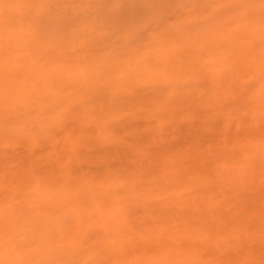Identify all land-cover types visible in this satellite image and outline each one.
Masks as SVG:
<instances>
[{
  "label": "bare ground",
  "instance_id": "1",
  "mask_svg": "<svg viewBox=\"0 0 264 264\" xmlns=\"http://www.w3.org/2000/svg\"><path fill=\"white\" fill-rule=\"evenodd\" d=\"M12 1H14V0H12ZM25 1H29V0H25ZM33 1V0H32ZM49 1V0H48ZM61 1V0H60ZM71 1V0H70ZM88 1V0H87ZM86 1V2H87ZM91 1V0H90ZM90 1H88V3H90L88 6H90V7H93V6H95V9L97 8V9H99L101 12L102 11H104L105 13H106V17L104 16V14L105 13H101V12H99V11H97V13H95V14H98V12L100 13V16L99 15H97V18H98V16H99V18L95 21V23L93 22V27H91L90 25H88V26H90L91 28H92V30H90L89 29V31H93L94 33L93 34H96V32H95V29L97 30L98 29V26L97 25H99V27L100 26H103V27H105V22H103V19H107L108 21H109V23L112 25V24H117L116 26H114V30L116 31V32H114V31H112L111 29H108L109 27L111 28V27H113V26H111V25H109V27H108V25H106V27L103 29H101V30H103V33L100 31V29H98L99 30V32L98 33H100L101 35H103L104 33H105V31H109V32H107V34L109 35V33L112 35V37L115 35V37H117L118 38V33L120 34V36H123L124 34H121V33H123V28H124V26H123V28L121 27L122 25H120V20H121V22L122 21H124L125 19H127L128 21L130 20V19H134L135 20V18L140 22L141 21V19L139 20V18H141V17H143L144 16V14L146 15V17H148V19L150 20V16H154L153 14H152V12L154 13V8H155V5H156V3L158 4V2H160V0H144V1H141V3H140V5L137 3V4H135L134 6H130V3H131V1L132 0H130V2L128 1V0H122V2L119 4V5H117L116 3V5H114V6H109V8H107L108 6L107 5H109L108 3H107V5L105 6V7H103L100 3L102 2V1H104V0H95L96 1V3H94L95 5H92L93 3H91ZM99 3H98V2ZM156 3H155V2ZM161 1H163V0H161ZM167 1V0H166ZM165 0H164V2H166ZM170 0H168V2H169ZM174 1V0H173ZM176 1H178V0H176ZM188 1H190V0H188ZM188 1H187V3H188ZM196 1V0H195ZM200 1V0H199ZM209 1V0H208ZM217 1V0H216ZM216 1H214V0H212L211 2L209 1V3H212V2H216ZM224 1V0H223ZM227 1V0H226ZM226 1H224V3L226 2ZM233 1H237L238 3H239V0H230V1H227L226 3L227 4H229V3H231V2H233ZM249 1V2H248ZM248 1H245V4H246V2H248V3H250V5L248 6V8H247V10L248 11H246V9H245V11L246 12H249V11H251L252 9L253 10H256V12L258 11L260 14H262L261 13V11H263V10H261L260 8L263 6L264 7V5L263 4H259V2L260 1H255V0H252L254 3H251L252 1L251 0H248ZM10 2V1H9ZM19 2H20V0H18V4H19ZM30 2V1H29ZM28 2V3H29ZM34 2V1H33ZM37 2V1H36ZM40 2V1H39ZM38 2V3H39ZM54 2V1H53ZM85 2V1H84ZM83 2V3H84ZM85 2V3H86ZM108 2V1H107ZM133 2V1H132ZM143 2H146V3H143ZM152 2H154L153 4H152ZM180 2V1H179ZM182 2V1H181ZM180 2V3H181ZM185 2V1H184ZM193 2H194V0H193ZM197 2H198V0H197ZM207 2V1H206ZM222 2V1H221ZM236 2V3H237ZM262 2H263V0H262ZM32 3V2H31ZM30 3V4H31ZM46 3H47V1H46ZM58 3V2H57ZM60 3V2H59ZM69 3H71V2H69ZM74 3V2H73ZM80 3H82L81 1H80ZM163 3V2H162ZM161 3V4H162ZM170 3V2H169ZM183 3V2H182ZM191 3V2H190ZM200 3V2H199ZM199 3H196V4H198V6L197 7H199ZM217 3V5H218V3H220L219 2V0L216 2ZM215 3V4H216ZM224 3H220V4H223L224 5ZM226 3H225V5H226ZM8 4H10V3H8ZM23 4H25V3H23ZM22 4V5H23ZM30 4L28 5V4H26V5H24V6H30ZM41 4V3H40ZM64 4V3H63ZM99 4H100V7H99ZM144 4V5H143ZM152 4V5H151ZM155 4V5H154ZM161 4H160V6H161ZM164 5H162V7H165L168 3L166 2V5H165V3H163ZM193 4V3H192ZM195 4V3H194ZM215 4H213L212 3V5H214L215 6ZM13 4H11V5H8V6H12ZM15 5V4H14ZM22 5H20L19 4V6H22ZM34 5V4H33ZM59 5V4H58ZM68 5V4H67ZM81 5V4H80ZM83 5H85V4H83ZM82 5V7H84L85 8V6H83ZM159 5V4H158ZM157 5V6H158ZM172 5V4H171ZM209 5L212 7V9L214 8L215 9V7L217 6H212L211 4H208L207 3V7H209ZM6 6V5H5ZM19 6H17V7H19ZM72 6H74V5H72ZM71 6V7H72ZM76 6V5H75ZM102 6V7H101ZM135 6H138V10H140V8L142 7V6H144V7H142L141 8V10H143V11H141L140 10V12L136 9H134L135 11H136V13L137 14H140V13H142V15L140 14V15H138L139 17L137 18L136 17V15H134V12L135 11H133V8L135 7ZM141 6V7H140ZM152 6H153V8H152ZM170 6V5H169ZM174 6V5H173ZM176 6V5H175ZM186 6V5H185ZM187 6H189L188 4H187ZM240 7H242L241 9L243 10V6H244V4L241 6V5H239ZM260 6V7H259ZM16 7V6H15ZM23 7V6H22ZM22 7H19V8H16V9H18V10H20V8H22ZM33 7V6H32ZM42 7H44V6H42ZM46 7V6H45ZM58 7H60V6H58ZM66 7V6H65ZM70 7V8H71ZM115 9H114V8ZM167 8H169L168 6H166ZM191 7V6H190ZM193 7H194V5H193ZM197 7H195V8H197ZM245 8L247 7V6H244ZM9 8V7H8ZM7 7L5 8V9H2L3 10V12L1 13V9H0V17L1 18H3L2 20H6L4 17H2V14H4V15H6L5 13H6V11H7V13H8V17H10V15H12V14H14L13 16H11V17H13V18H15V15H17V14H19V13H17V12H20V11H14L13 9H15V8H13L12 9V7H10V9L11 10H7L8 9ZM34 8V7H33ZM38 8V7H37ZM62 8V7H61ZM79 8V7H78ZM102 8H104V9H102ZM105 8H107V9H105ZM110 8H112L111 9V11H110ZM132 8V9H131ZM158 8H159V6H158ZM157 8V9H158ZM161 8V7H160ZM176 8V7H175ZM192 8V7H191ZM195 8H193L194 9V11L196 10L197 12H198V10L199 9H195ZM202 8V7H201ZM200 8V9H201ZM249 8L251 9V10H249ZM28 9V8H27ZM29 9H30V7H29ZM50 9H53V8H50ZM73 9H74V7H73ZM79 9H81V8H79ZM87 9V8H86ZM89 9V8H88ZM102 9V10H101ZM153 9V10H152ZM156 9V8H155ZM166 8H164V10H165ZM170 9V8H169ZM168 9V11L170 12L171 10H169ZM174 9V8H173ZM181 9V8H180ZM179 9V10H180ZM185 8H182V10H184ZM208 9H210V7L208 8ZM212 9H210V11H212ZM217 10H218V7L216 8ZM240 9V8H239ZM240 9V12H242L243 13V11ZM46 10H48V8L46 9ZM46 10L45 11H43V12H45V13H43V15H46ZM55 10H57V9H55ZM55 10H53V11H55ZM66 10V9H65ZM69 10V9H68ZM90 10H91V8H90ZM94 10V9H93ZM133 11L132 13H131V11ZM144 10H146V11H144ZM151 10V11H150ZM188 10H189V8H188ZM203 10V11H202ZM202 13H205V12H207L205 9H203L202 8ZM205 10V11H204ZM11 11V12H10ZM24 11V10H23ZM38 11V10H37ZM51 11V10H50ZM50 11H47L48 13L50 12ZM57 11H59V9L57 10ZM57 11H55V13L57 12ZM64 11V10H63ZM71 11V10H70ZM92 11V10H91ZM108 11H110V12H108ZM128 11H130V12H128ZM158 11V10H157ZM168 11H165V12H168ZM195 11V13H197ZM238 9H237V11H235L236 13H238ZM14 12V13H13ZM21 12H22V10H21ZM39 12H41V11H39ZM74 12V11H73ZM82 12V11H81ZM86 12V11H85ZM87 12H90L89 10H87ZM112 12V13H111ZM144 12V13H143ZM165 12H162V14H164L165 15ZM168 12V13H169ZM173 12H174V10H173ZM187 12V11H186ZM189 12H190V10H189ZM192 12H193V10H192ZM192 12L188 15V14H186L185 12H182L183 14L185 13L187 16H186V18L188 17L189 19L191 18V20L193 19L192 17H193V15L195 14H193V15H191L192 14ZM200 12V11H199ZM214 12V10L212 11V13ZM252 12H254V11H251V13ZM256 12H254L255 13V15H256ZM10 13H12V14H10ZM25 13V14H24ZM51 13V12H50ZM55 13L53 12L51 15H52V18H53V16H55ZM58 13V12H57ZM72 13V12H71ZM113 13L115 14V15H113ZM130 14V16L132 15V17H130L129 16V14ZM172 13V12H171ZM181 13V14H182ZM188 13V12H187ZM200 14L201 16L203 15V14ZM211 13V12H210ZM210 13H208L207 12V14L206 15H203V19H205L206 20V22L208 21V22H210V23H206L207 24V26H209V24H211V19H213V17H214V15H212V14H210ZM215 13V12H214ZM236 13H234L235 15H236ZM250 13V14H251ZM254 13H253V15H254ZM259 13H257V14H259ZM264 13V12H263ZM59 14V13H58ZM83 14V13H82ZM94 14V13H93ZM91 15L92 17L94 16V15ZM111 14V15H110ZM117 14V15H116ZM126 14H127V16H126ZM157 14V13H156ZM159 14V13H158ZM161 14V15H162ZM199 14H197L194 18L196 19V18H202V17H198V16H200ZM217 14H218V12H217ZM216 14V15H217ZM234 14H232V19H228V21L230 20H233L235 17V19H238V22L240 23H245V21L247 20L250 24H251V27L250 28H248L247 29V27H244V28H242L241 26L243 25V24H239L240 25V27H241V29H243V31H245V33H246V31H249V32H247L246 34V37L247 38H244L243 37V39H242V34L240 33L241 31L239 30L238 31V29H239V26H238V28H236L235 29V27L233 28V30H232V28H230L227 32H225L223 35H225L223 38H224V41H223V39H219L220 41L219 42H217L216 43V46L218 47V49H220L221 51V53L220 52H218L217 51V48H213V47H215V46H213V44H212V50H214L213 51V56H211L210 55V51H212V50H210V49H208V48H204L205 47V45L203 46V44L201 43V44H196V46H201L202 45V48L201 47H199V48H197L194 44H195V42H193L192 43V41H194L195 39L194 38H196V40H198V34H199V36L201 35V36H203V35H205V36H203V38H205L204 40H203V38H201V41H203V43L204 42H206V41H208L207 43H211L212 41H218V37H221V35L218 33V32H212V36L214 37L215 35H213V33L215 34V33H218L214 38L211 36V35H209V37L206 35L207 33H205V31H204V34H203V32L202 31H200V33H198L197 34V32L196 31H198V27H199V25H201L202 26V23H204L205 22V20H203V19H197L196 21H198V27H197V29L192 33V29L190 28V26H188V25H185V21H183V19L181 20L180 18H181V16H179L180 14H176V15H178V17H176L175 16V18L176 19H178L179 17V19L178 20H180L182 23H184V27L182 28V23H181V27H180V29H179V22H176L175 20V18H174V16H172L174 19V22L176 23V24H178V25H176V26H178V28H176V26L174 27L175 29H178V31L180 30H184V28H185V26H186V30L188 31V29H187V26H188V28L189 29H191V30H189V32L191 31V33H188L187 31H185V33L183 32L182 33V31H181V34H179V37L178 38H180V40L183 42L184 40H186V38H187V40H186V43L188 42V40H189V45H187V46H189V47H193V45H194V49H196L197 50V52H201L202 50L204 51V50H210L209 51V56L207 55L205 58H208V61L209 62H211L212 63V61L214 62V63H216L215 61H217L218 59L221 61H224V62H226L225 63V66H224V62H222V64L221 65H223V67H224V69L222 68V70L226 73H228V75L229 76H227V78H224V76H222L221 75V81H222V83H220V79L218 80V79H215V78H212L213 76L212 75H208L207 73V70H206V68H207V66L209 65L208 63H207V59H202L203 57H202V55L201 54H199L200 56L199 57H202V58H200L201 60H200V62H201V64H202V62H203V64H202V69H205V71H206V74L209 76V78L211 79L212 78V81H213V79L214 80H216L218 83H220V87H218L217 88V82H216V84H215V82H213L214 83V85L211 83V85H213L212 87H211V85H210V88L207 86L208 85V83H209V78H208V81H207V79H205V78H207L208 76H206V74L204 75V73H205V71H203V73L199 70V68H198V66H196V68L192 65V61L194 60V58H191V59H193L192 61H191V63H190V61H187L188 59V55H186V54H188V53H190L189 55H190V57H194V54H192V51L191 50H193V52L195 51L196 52V50H194V49H191V48H186L185 49V54H184V56L185 57H187L186 59H185V57L184 58H182V59H184L183 61H185L184 63L181 61V57H180V47L178 48V46H176L174 43H176L174 40H173V38H174V36L172 37V40H173V43H172V48H171V43L170 42H167V41H169V40H171V38H169V35H173V34H171V32H170V34L168 35V34H166V35H168L167 37H165V38H167V39H169V40H165L164 41V43H166L167 42V44H165L164 45V43H163V40L161 41V37L160 36H158L159 38H156L155 36L156 35H158V33L155 35V33L153 34V35H155V36H153L152 34V36L153 37H155V38H153L154 39V42H155V39H157L158 40V42H155V44H158L157 46L159 47L161 44H162V46H160V48L161 47H164L165 49L163 50V49H159L158 48V50L156 51V49H157V46H155L154 45V47H156L155 48V51L153 52L152 50V52L154 53V54H157V52L160 50V51H162V52H160L159 51V55L161 54V53H165V56L163 55V54H161V56H159V57H157V59H155V60H157L158 61V64H159V62L160 63H163L164 61H166L167 60V66H166V64H164L167 68V70L170 68L171 69V71H169V73L171 72L172 74L170 75L168 72V74L169 75H166L165 76V72L164 73H161V74H164V77H165V79L167 78V76H169V77H172V76H174L173 74H175V76L176 75H178V72H175V71H180L179 72V74L181 75V77H182V75H183V77H185V83H184V81L181 79H179L180 78V75H178V77H176V78H178V80H176L175 81V83L176 82H183L182 84H191V82H192V84H193V86L192 85H186L185 87H183V86H181V85H179V86H181V88L184 90L185 88L187 89V90H184L185 91V94L186 95H188V97L187 98H189V101H188V103H186V101H185V99L183 100V98L185 97V96H183V98L181 97L182 96V94L178 97V95H179V91L180 92H182V93H184V91L178 86V91H174V92H168L167 91V89H169V87H170V83H168L167 85L165 84V80H163L162 79V81L161 82H164L163 84L161 83V87H162V85H166V86H168L167 87V89H166V91L164 90L166 87H163L162 89H161V87L160 86H158L157 87V90L156 89H154V88H156V83H158V79H156V80H154V78H155V76L153 77V79H150V81H152V80H154V81H156V83L154 82V83H152V82H149L150 84H154V86L152 85L151 86V88L152 89H154V90H156V91H158V93L160 94L159 96H161L162 95V93H160V92H162L163 90V93L164 92H166L165 94H166V97L164 98V100H160L159 99V101H157L156 99H155V103H154V109H155V112H156V114L154 113L153 115H152V113H153V109L152 110H147L146 108H144V111H142L141 110V112L139 113L140 115H134V114H132L131 112V115H132V117H130V119H126V118H122L123 120L121 121L119 118H120V116L122 115H120L119 116V118H118V116L117 115H119L118 113H119V111H117V109H115L118 113H117V118L121 121L120 123H118V124H113V125H116V127L115 128H117V129H115L114 131H111L112 133H111V135H110V137H109V139L107 140V143L105 142V141H103V143H102V141H101V143H98L97 145H93V147H91L92 149L91 150H89V149H87V146H84V145H86V144H84L83 145V142L80 144V140H79V142L76 140V138L73 140L74 142H75V140H76V142H78L80 145L78 146L77 144H76V142L74 143V142H72V140H71V138H69V137H67V136H69L70 134H72V133H74L75 131H76V133L78 132L79 133V131H77V130H82V126H84L83 128H85V130L86 131H88V132H90V133H92V130L90 129V128H88V122L86 121V120H84V119H82V118H80L81 116H83V115H79V114H77V113H74L73 111H68V112H65L63 115L65 116V114L66 113H68V114H66L67 116H65V118H66V120H64V121H62L64 124H60V123H56V124H54V125H52L51 124V126H49V128H52V130L54 131L55 129V131H56V133H58L57 131H61V132H64L63 131V129L64 130H69V133L68 132H66L67 133V135H66V137L64 136V134H62V133H58V134H61V136H60V138L62 139V140H60V138L57 136V135H55L54 134V137L51 139L52 141V143L54 142V141H56V142H54L56 145L54 146V143L52 144V143H50V142H48V143H50L49 144V146L48 147H45V148H47V151L48 152H51L52 153V150H53V153L51 154V155H53V156H55V157H57V158H55V159H53V158H51V157H48V152L45 150V148H42V151L43 152H45V153H42V152H38V151H40L41 150V148H40V150H39V148H37L36 146L37 145H35V141H33L34 142V144H33V142L30 144L29 142L30 141H28V145L26 144V142H24V144L25 145H27L25 148L24 147H17L15 144H18L16 141H11V139L13 138L14 139V137H12V138H9L10 140H8V138H7V140H5V141H3L4 139L2 138V140H1V138H0V140L1 141H3V142H6V145L2 142V143H0L1 145L2 144H4L3 146H5V147H3V149H1L0 150V224L3 226L4 225V227H2V228H0V229H2V230H0V233H2V236H4V238H9L10 237V235L9 234H11V235H13L14 234V238H16V240L14 239V242L17 244V246H22V247H26V249L29 247V249H31L29 252H20V253H18L17 252V250H12V247H11V243L9 242V241H7L6 239L4 240V238H2V236L0 235V264H17V263H15V261H17V259H19L18 260V262H21L22 261V263H20V264H32V263H34L35 262V259L36 260H38L39 261V257L38 258H36V256H34L36 253L38 254H41L42 256L44 255V259H47V256H48V259H50L49 261L51 262V260H54L55 258H53L52 256H57V255H63V254H66V252H67V254H68V256L71 258V256H72V258L71 259H73V258H76L77 257V259H79L78 258V255L79 256H83V262H82V264H92V262H94V263H96V264H264V162L263 161H261V162H259V160L261 159H258V161L257 160H255V158H257V157H255V156H261L260 154H261V151H262V153L264 152L263 150V147H264V27H261V25L260 24H262V26H264V20H263V18H262V16L263 15H261V17H259V20H260V18L262 19L261 20V22L259 21V24H257V21H256V23L254 24V19L255 18H257L259 15H256V17H255V15H254V19L253 20H251V22L253 21V23H251L248 19H242V17L244 16L245 18L247 17V16H245L246 14H244V15H242V14H240L241 15V18H239L238 17V14L235 16ZM35 15V14H34ZM61 15V14H60ZM71 15V14H70ZM70 15H68V18L67 19H69V16ZM103 15V16H102ZM109 15V16H108ZM120 15H122V16H120ZM150 15V16H149ZM160 15V16H161ZM164 15H162V16H164ZM170 15H173V14H170ZM190 15L192 16V17H190ZM210 16V18H207L206 19V17L204 18V16ZM215 15V16H216ZM239 15V16H240ZM18 16V19H20L21 21H18V22H22V21H24V18H25V16H27V13L24 11V12H22V14L21 15H17ZM58 16V15H57ZM64 16H65V14H64ZM63 16V17H64ZM78 16V15H77ZM86 16H88V14H86ZM85 16V17H86ZM96 16V15H95ZM166 17L168 16L167 14L165 15ZM185 16V15H184ZM212 16V17H211ZM19 17H23V18H19ZM30 17V16H29ZM47 17V16H46ZM60 17V16H59ZM71 17V16H70ZM73 17V16H72ZM82 17V16H81ZM84 17V18H85ZM90 17V16H89ZM101 17V18H100ZM125 17H127V18H125ZM150 17V18H149ZM169 17H171V16H169ZM171 17V18H172ZM231 18V16L230 15H228V18ZM238 17V18H237ZM264 17V16H263ZM32 18V17H31ZM34 18V17H33ZM41 18H43V17H41ZM62 18V17H61ZM87 18V17H86ZM86 18H85V20H86ZM94 18V17H93ZM123 18H124V20H123ZM130 18V19H129ZM145 18V16L143 17V19ZM154 18V17H153ZM165 18V17H164ZM184 18V17H183ZM187 18V21L189 20ZM215 18V17H214ZM248 18H249V16H248ZM17 19V20H18ZM30 19V18H29ZM37 19V18H36ZM39 19V18H38ZM37 19V20H38ZM66 19V18H65ZM96 19V18H95ZM102 19V20H101ZM105 19V20H106ZM146 19V18H145ZM144 19V20H145ZM147 19V22L148 23H150L152 20H148ZM156 19V18H155ZM159 19H161V17L159 18ZM209 19V20H208ZM227 19V18H226ZM234 19V20H235ZM239 19L241 20H243V22L242 21H239ZM28 20V19H27ZM34 20V19H33ZM32 20V21H33ZM48 20V19H47ZM64 20V19H63ZM154 20V19H153ZM166 20V19H165ZM171 20V19H170ZM190 20V22H188V23H186V24H190V23H192V21ZM201 20H202V23H201ZM7 21H12V20H9V18H7ZM30 21V20H29ZM36 21V20H35ZM42 21H44V20H42ZM51 21H53V20H51ZM57 21V20H56ZM78 21V20H77ZM91 21V23L90 24H92V20H90ZM94 21V20H93ZM98 21H102L101 23H103V24H101V23H99L98 24ZM119 21V22H118ZM156 21H157V19H156ZM156 21L154 22V23H156ZM168 21H169V18H168ZM0 22H2V23H4L3 21H1L0 20ZM46 22V21H45ZM50 22V21H49ZM62 22V21H61ZM73 22V21H72ZM84 22V21H83ZM131 22H134V21H131ZM131 22H129V24L131 23ZM135 22H137V21H135ZM135 22H134V25H136L135 24ZM138 22V23H139ZM162 22V20L160 21V23ZM172 21H170V23L169 24H171V26L169 27L167 24V26L169 27V29L172 27V23H171ZM193 22H194V20H193ZM236 22H237V20H236ZM16 23V22H15ZM22 23H26V22H22ZM22 23H20V24H22ZM30 23H31V21H30ZM38 23V22H37ZM47 23V22H46ZM51 23V22H50ZM49 23V24H50ZM68 23H69V21H68ZM77 23V22H76ZM80 23H82L81 21H80ZM119 23V24H118ZM142 23H144V22H141V24ZM146 23V22H145ZM159 23V24H160ZM197 23V22H196ZM195 23V24H196ZM247 23V22H246ZM5 24H7L6 22H5ZM29 24V23H28ZM34 24H36V22L34 23ZM42 24V23H41ZM43 24H44V22H43ZM42 24V25H43ZM48 24V25H49ZM53 25H54V23H52ZM51 24V25H52ZM57 24V23H56ZM64 24V23H63ZM69 24H71V23H69ZM83 24V23H82ZM87 24V23H86ZM85 24V25H86ZM147 24V23H146ZM157 24V23H156ZM156 24H154V25H156ZM162 24V26H163V24L164 23H161ZM192 24H194V23H192ZM238 24V23H237ZM250 24H248V26L250 25ZM2 25H4V24H2ZM15 24H13L12 26H14ZM17 25V24H16ZM19 25V24H18ZM58 25V24H57ZM66 25H68V24H66ZM74 25V24H73ZM76 25V24H75ZM118 25H120V26H118ZM140 25V24H139ZM173 25H175V24H173ZM254 25V26H253ZM30 26V25H29ZM132 26V25H131ZM141 26V25H140ZM143 26V25H142ZM152 26V25H151ZM159 26V25H158ZM207 26H205L204 25V28H203V30H205L206 29V27ZM236 26V27H237ZM257 26V27H256ZM258 26H259V28H258ZM2 27V26H1ZM5 27V28H4ZM9 27H11V26H9ZM9 27H7V26H3L2 28H0V30L1 31H3V30H7V31H4V32H6L7 33V36L5 35V37L3 36V35H1L0 34V36H3V37H0L2 40L3 39H5L6 37H7V41L5 40L4 41V43H6V44H4V43H0L1 45H3V46H1L0 47V49H6L7 47V49H11L12 47H13V45H15L16 43H19L20 42V45L22 44V40L24 39L25 40V46H27V38L28 37H25L26 36V34H28V35H30L31 33H33L31 30H30V28H29V31H31V33L29 34V31L27 30L28 28L27 27H25V28H22L21 30H22V32L20 31V29L18 28V30L20 31V32H18L16 35H12V32L11 31H8V30H10L11 28H9ZM32 27V26H31ZM33 27H36V26H33ZM84 27V26H83ZM83 27H81V28H83ZM86 27V26H85ZM89 27V28H90ZM95 27V28H94ZM120 27H121V29H122V31H121V29H120ZM146 27H147V25H146ZM153 27V26H152ZM152 27L150 28V29H152ZM172 27V28H173ZM191 27H193V26H191ZM27 28V29H26ZM44 28V27H43ZM74 28V27H73ZM119 29L118 30V33H117V29ZM127 29H128V27H126ZM140 28H142V27H140ZM156 28V27H155ZM162 28L164 29V27H161V30H160V28H159V31H162V32H159V35H163V36H165L163 33H165L167 30H168V28H165L164 30H166V31H164V30H162ZM174 28H173V30H174ZM193 28H195V27H193ZM251 28H253V29H251ZM12 29H17V28H12ZM11 29V30H12ZM25 29V30H24ZM37 29V28H36ZM46 29H48V28H46ZM63 29V28H62ZM62 29H61V31H62ZM143 29V28H142ZM147 29V28H146ZM149 28L147 29V31L148 30H150ZM245 29H247V30H245ZM41 30V29H40ZM40 30H39V33H40ZM44 30V29H43ZM73 30V29H72ZM78 30V29H77ZM87 30V29H86ZM97 30V31H98ZM126 30V29H125ZM158 30V29H157ZM0 31V32H1ZM34 31V30H33ZM37 31V30H36ZM48 31V30H47ZM63 31H65V29L63 30ZM62 31V32H63ZM75 31V30H74ZM81 32H82V29L80 30ZM85 31V30H84ZM126 31H128V30H126ZM125 31V32H126ZM130 31V30H129ZM155 31V30H154ZM169 31H172V30H168V32ZM8 32L10 33V36H12V37H9L8 36ZM23 32H25V33H23ZM44 32H45V30H44ZM59 32V31H58ZM71 32V31H70ZM75 32H77V31H75ZM74 32V33H75ZM114 32V33H113ZM137 32H139V31H137ZM176 32V31H175ZM195 32H196V36H194L195 35ZM202 32V33H201ZM36 34L38 33V32H35ZM41 33H42V31H41ZM54 33V32H53ZM55 33H57V32H55ZM64 33V32H63ZM72 33V32H71ZM87 33H88V31H87ZM90 33V32H89ZM97 33V34H98ZM113 33V34H112ZM148 33V32H147ZM187 33L189 34L188 35V37H191V39H192V37H193V39L191 40V39H188V37L186 36V38L184 37L185 35H187ZM236 33H238V34H236ZM244 33V34H245ZM250 33V34H249ZM252 33V34H251ZM47 34H49V32L47 33ZM67 34V33H66ZM70 34V33H69ZM83 34V33H82ZM90 34H92V33H90ZM90 34H88V35H90ZM100 34H98V35H100ZM107 34H105V36L107 35ZM117 34V35H116ZM149 34V33H148ZM178 34H176V35H178ZM191 34H193V36L191 35ZM209 34V33H208ZM19 35H23V36H19ZM25 35V36H24ZM38 35H41V34H38ZM37 35V38L39 37ZM45 35V34H44ZM43 35V36H44ZM57 35V34H56ZM62 35V34H61ZM74 35V34H73ZM80 35H81V33L79 34V37H80ZM98 35H97V37H98ZM100 35V36H101ZM108 35L106 36V37H108ZM161 35V36H162ZM184 35V36H183ZM191 35V36H190ZM222 35V36H223ZM31 36H33V35H30V38H31ZM49 36V35H48ZM47 36V37H48ZM54 36V35H53ZM68 36V35H67ZM75 36V35H74ZM91 37H93L92 35H90ZM119 36V37H120ZM181 36H183V38H184V40L181 38ZM200 36V37H201ZM237 36V37H236ZM20 37H22L21 39H20V41L19 42H16V41H18L19 39H17V38H20ZM24 37V38H23ZM35 37H36V35H35ZM50 37V36H49ZM61 37V36H60ZM81 37H83V36H81ZM111 37V36H110ZM115 37H114V39H115ZM210 37H212L211 38V40H210ZM239 37H241V38H239ZM29 38V39H30ZM41 38V37H40ZM39 38V39H40ZM74 38H76V37H74ZM74 38H73V40H74ZM89 38V37H88ZM87 38V39H88ZM94 38H96V37H94ZM147 38V37H146ZM149 38V37H148ZM151 38V37H150ZM164 37H163V39H165ZM239 38V39H238ZM11 39H13V40H11ZM15 39H17V40H15ZM50 38H48V40H49ZM59 39V38H58ZM58 39H55V40H57L58 41ZM65 39H67V38H65ZM72 39V38H71ZM70 39V40H71ZM81 39V38H80ZM96 39H99V37L98 38H96ZM108 39V38H107ZM110 39V38H109ZM160 39V40H159ZM212 39H214V40H212ZM9 40H11V41H9ZM23 40V41H24ZM34 41H35V39H33ZM33 40H31L33 43H34V41ZM42 40H44V39H42ZM46 40H47V38H46ZM61 40H62V38H61ZM79 40V39H78ZM83 40V39H82ZM91 40V39H90ZM99 40H101V39H99ZM104 40V42H105V38L103 39ZM118 40V39H117ZM139 40V39H138ZM148 40V39H147ZM147 40H145L146 42H147ZM150 40H152V39H150ZM176 40H179V39H176ZM226 40V41H225ZM31 41H30V43H31ZM60 41V40H59ZM59 41L57 42V43H53L54 45L55 44H58L59 45ZM63 41V40H62ZM76 41V40H75ZM74 41V42H75ZM92 42H93V40H91ZM95 41V40H94ZM131 41V40H130ZM140 41H142V40H140ZM211 41V42H210ZM8 42H10V43H15V44H12V45H8L9 43ZM35 42H38V39H37V41H35ZM56 42V41H55ZM64 42V41H63ZM63 42H61V44L63 43ZM67 42H68V40H67ZM66 42V43H67ZM73 42V43H74ZM103 42V41H102ZM137 42V41H136ZM150 42V41H149ZM160 42H162L161 44H159ZM214 42H212V43H214ZM222 42H224V43H222ZM227 42V43H226ZM39 45L41 46V44H40V40H39ZM38 43H37V45H38ZM42 43V42H41ZM72 43V42H71ZM97 43V42H96ZM107 43V42H106ZM143 43H144V41H143ZM142 43V44H143ZM150 43H152V42H150ZM170 44V46H168L169 44ZM180 43V42H179ZM184 43V42H183ZM186 43H184L185 45H186ZM199 43V42H198ZM220 43H222V44H220ZM32 44V43H31ZM47 44H49V43H47ZM51 44V43H50ZM53 44H51V45H53ZM95 44V43H94ZM102 44V43H101ZM109 44V43H108ZM107 44V45H108ZM122 44V43H121ZM136 44V43H135ZM146 44V43H145ZM154 44V43H153ZM152 44V45H153ZM176 44H178V43H176ZM182 44V43H181ZM190 44H193V45H190ZM20 45H15V47H17V48H19L20 47ZM23 45V44H22ZM29 45V44H28ZM36 45V44H35ZM38 45V46H39ZM42 45H43V43H42ZM57 45V46H58ZM68 45V44H67ZM74 45H77V44H74ZM81 45V44H80ZM83 45H85V44H83ZM89 45H91V42H90V44ZM105 45V44H104ZM140 45V44H139ZM148 45H150V44H148ZM150 46V48L151 49H153V46ZM215 45V44H214ZM222 45V46H221ZM224 45H226V46H224ZM5 46H7L6 48H5ZM32 46H33V44H32ZM32 46H30V47H32ZM44 46V45H43ZM46 46V45H45ZM44 46V47H45ZM69 46V45H68ZM93 46H96V45H92V47ZM98 46H99V44H98ZM116 46H118L117 44H116ZM168 46V47H167ZM187 46H185V47H187ZM219 46H221V47H224V48H220ZM51 47V46H50ZM91 47V46H90ZM91 47V48H92ZM97 47V46H96ZM100 47V46H99ZM106 47V46H105ZM105 47H103V48H105ZM110 47V46H109ZM144 47V46H143ZM167 47V48H166ZM171 49H170V48ZM174 47H176V48H178V49H176L175 50V48ZM207 47V46H206ZM21 48V47H20ZM22 48H24L23 46H22ZM33 48V49H32ZM31 48V50H36V49H34V48H37L36 46L34 47H32ZM67 48V47H66ZM71 48V47H70ZM89 48V47H88ZM98 48V47H97ZM101 48V47H100ZM111 48V47H110ZM124 47H122V49H123ZM127 48V47H126ZM138 48V47H137ZM136 48V49H137ZM142 48V47H141ZM200 48H201V50H200ZM210 48V47H209ZM12 49H14V50H16V48H12ZM28 49V48H27ZM27 49H25V51H27ZM39 49H40V47H38V51H39ZM47 49V48H46ZM48 49H49V46H48ZM65 49V48H64ZM75 49H76V47H75ZM106 49V48H105ZM132 50H134L133 48H131ZM169 49V50H168ZM198 49L200 50V51H198ZM224 49V50H223ZM14 50H8L7 52H9L10 53V51H14ZM23 50L24 49H21V50H19L18 52H20V51H22L23 52ZM52 50V49H51ZM68 50H71V49H69L68 48ZM91 50H93V49H91ZM111 50V49H110ZM127 50V49H126ZM129 50V49H128ZM143 50V49H142ZM167 50L169 51V53L167 52ZM171 50V51H170ZM174 50V51H173ZM189 50V51H188ZM1 51V50H0ZM5 51V50H4ZM3 51V53H5ZM30 51V50H29ZM54 51V50H53ZM77 51H78V49H77ZM88 51H89V53H91L90 52V48L87 50V53H88ZM145 51V49L142 51V53ZM150 53H152L150 50H148ZM191 51V52H190ZM37 52V51H36ZM43 52V51H42ZM46 52V51H45ZM48 52V51H47ZM69 52V51H68ZM73 53L72 54H74L76 51H72ZM79 53L81 52V51H78ZM108 52V51H107ZM123 52V51H122ZM125 52V51H124ZM147 52V50L145 51V53ZM148 52V53H149ZM194 52V53H195ZM217 52V55L215 54L214 55V53H216ZM16 53V52H15ZM15 53H10L11 55H13V58H11L12 56H9L10 58H8V60H15ZM34 53V52H33ZM51 53V52H50ZM55 53V52H54ZM56 53H57V51H56ZM60 53H61V51H60ZM70 53H71V51H70ZM77 53V52H76ZM74 54V55H77V54ZM102 53V52H101ZM114 53V52H113ZM113 53H112V55H113ZM129 52H127V54H128ZM140 53V52H139ZM148 53H146V54H148ZM166 53H168V54H166ZM170 53H173L174 54V56H173V54H170ZM220 53V54H219ZM6 54V53H5ZM4 54V55H5ZM21 54H27V52H24V53H21ZM28 54H30L29 52H28ZM32 54V53H31ZM41 55H42V53H40ZM48 54V53H47ZM85 54H86V52H85ZM92 54V53H91ZM90 54V55H91ZM104 54H105V52H104ZM109 54V53H108ZM110 54H111V52H110ZM109 54V55H110ZM124 54V53H123ZM129 54H131V52L129 53ZM128 54V55H129ZM144 54V53H143ZM170 54V55H169ZM223 54V55H222ZM4 55H2L3 57H4V59H0V60H2L3 61V63L1 62L0 63V65H6V66H0V69H2L1 67H8V65L10 64V63H13L12 61H5V60H7L5 57L6 56H4ZM49 55V54H48ZM52 55V54H51ZM54 55V54H53ZM74 55H71V57L73 56V60H74ZM78 55H80V54H78ZM97 55V54H96ZM102 55H103V53H102ZM111 55V56H112ZM145 55V54H144ZM143 55V56H144ZM168 55V56H167ZM172 55V56H171ZM191 55H193V56H191ZM219 55H222V56H219ZM17 56V55H16ZM24 56H27V55H24ZM35 56V55H34ZM38 56V55H37ZM46 56V55H45ZM55 56V55H54ZM56 56H57V54H56ZM60 55H58V57H59ZM95 56V55H94ZM105 56V55H104ZM131 56V55H130ZM135 56V55H134ZM133 56V57H134ZM142 56V54L140 55V58H142L143 57ZM149 56H151L152 57V55L150 54ZM154 56H156V55H154ZM153 56V57H154ZM1 57V56H0ZM3 57H1V58H3ZM19 57H22V55L21 56H18V58ZM31 57V56H30ZM36 57V56H35ZM42 57V56H41ZM57 57V58H58ZM100 57V56H99ZM137 57V56H136ZM164 58V61H162L163 60V58ZM167 57H169V58H176V60H180L183 64H181V65H179V62H175V59L173 58L172 60H174V62L175 63H178V64H176V65H178V66H176L175 67V65H174V67H173V69H175V70H173L169 65H168V63H171V59H167ZM178 57H180L179 59H178ZM189 57V58H190ZM212 57V60H210V58ZM215 57L217 58V60H215ZM224 57V60L222 59ZM47 58V57H46ZM45 58V59H46ZM53 58V57H52ZM50 59V60H53V59ZM61 58V57H60ZM80 58V57H79ZM78 58V59H79ZM94 58V57H93ZM107 58V57H106ZM110 58V57H109ZM139 58V59H140ZM148 56H147V59H146V55H145V59L148 61ZM158 58H160V59H158ZM17 59V58H16ZM38 60H40L39 58H37ZM49 59V58H48ZM71 60H72V58H70ZM69 59V60H70ZM77 59V60H78ZM86 59V58H85ZM84 59V60H85ZM100 59H101V57H100ZM103 59V58H102ZM105 59V58H104ZM112 59V58H111ZM114 60H115V58H113ZM117 59V58H116ZM132 58H130V60H131ZM214 59V60H213ZM37 60V63H40L39 61ZM50 60H48V61H50ZM57 60H59V59H57ZM118 60V59H117ZM127 60V59H126ZM134 59H132L131 60V62H138L139 63V61H135V60H137V59H135L134 61H133ZM142 60H143V58H142ZM141 60V62H143ZM18 61V60H17ZM41 61V60H40ZM53 61H55V60H53ZM154 61V60H153ZM157 61H156V63H157ZM162 61V62H161ZM170 61V62H169ZM206 61V62H205ZM7 63V64H5V63ZM16 62V61H15ZM27 62V63H26ZM26 62H24V64L23 65H25L26 64V66H27V64L30 62V61H26ZM32 62V61H31ZM70 62H72V61H70ZM79 62V61H78ZM116 62V61H115ZM128 62H129V60H128ZM180 62V63H181ZM188 62V63H187ZM36 63V64H37ZM52 63V62H51ZM55 63V62H54ZM62 63V62H61ZM85 63H87L86 61H85ZM84 63V64H85ZM99 63V62H98ZM101 63V62H100ZM103 63V62H102ZM107 63V62H106ZM166 63V62H165ZM191 65H190V64ZM206 63H207V65H206ZM213 63V64H214ZM32 64H34V63H32ZM31 64V65H32ZM35 64V65H36ZM44 63H42L41 62V65H43ZM49 64V63H48ZM70 64V63H69ZM72 64H74V62L73 63H71V65ZM92 64V63H91ZM109 64V63H108ZM112 64H114L113 62H112ZM130 64H132V63H130ZM150 64V63H149ZM148 64V65H149ZM172 64V63H171ZM187 64V66L188 65H190V67H185V65ZM34 65V66H35ZM40 65V64H39ZM39 65H37V67H39ZM54 65H56V64H54ZM59 65H60V63H59ZM80 65V64H79ZM78 65V66H79ZM88 65H90V64H88ZM116 65V64H115ZM119 65H120V63H119ZM135 65H136V63H135ZM140 65H143L142 63L140 64ZM145 65H147V64H145ZM147 65V67H149ZM151 65V64H150ZM154 65V64H153ZM160 65V64H159ZM173 65V64H172ZM171 65V66H172ZM10 66H13V65H11L10 64ZM16 66V65H15ZM26 66H21V67H24V68H26ZM29 66V65H28ZM33 65H32V67H34ZM46 66L47 67H49L50 66V64L49 65H47L46 64ZM58 66V65H57ZM91 66H93V65H90L89 67H91ZM96 66V65H95ZM107 66V65H106ZM118 66V65H117ZM144 66V65H143ZM165 66H163V65H161V67L160 68H162V72H163V67L165 68ZM180 66V67H179ZM182 66H184L185 68L184 69H186L187 68V71H185V70H182L183 69V67ZM212 66H214L213 68L215 69V67H217V66H215V64L214 65H212V64H210V66H208V67H212ZM20 67V66H19ZM30 68V69H32L33 70V68ZM46 67V68H47ZM53 67H56V66H53ZM59 67V66H58ZM57 67V68H58ZM62 67V66H61ZM61 67H59L58 69H56L55 68V70L57 71H59V72H61V71H64L63 69L61 70L60 68ZM69 67H71V66H69ZM81 67V66H80ZM83 67V66H82ZM81 67V68H82ZM88 66H86V68H87ZM100 67H102V66H100ZM109 67V66H108ZM121 67V66H120ZM132 67V66H131ZM142 68L141 66H139L138 65V67L137 68ZM144 67H146V66H144ZM153 67H155V66H153ZM180 69H179V68ZM192 67H193V69H192ZM204 67H206V68H204ZM12 68H15V69H17L16 67H12ZM36 68V67H35ZM44 67H42L41 68V70L43 69ZM45 68V69H46ZM95 68H97V67H95ZM103 68V67H102ZM106 68V67H105ZM112 68V67H111ZM110 68V69H111ZM116 68V67H115ZM135 68V67H134ZM182 68V69H181ZM8 69H10V68H8ZM8 69H5V70H8ZM28 69V68H27ZM30 69H29V71H30ZM37 69V68H36ZM39 69H40V67H39ZM45 69H44V71H45ZM48 69V68H47ZM61 71H60V70ZM72 69H73V67H72ZM74 69L75 70H78V69H76L75 67H74ZM107 69V68H106ZM145 69V68H144ZM150 69H152V68H150ZM169 69V70H170ZM176 69H178V70H176ZM189 69H192V70H194L195 69V71L194 72H197L198 74H199V72H200V74L202 75V76H206L205 78L204 77H201L200 76V74L198 75V74H196V73H193V71L191 70V72H192V74L190 73V74H188L189 76H187L186 75V73H189L190 71H189ZM227 69V70H226ZM20 69H18V70H16L17 72L19 71ZM31 70V71H32ZM38 70V69H37ZM48 70H50V69H48ZM47 70V71H48ZM82 70H84V69H82ZM100 71H102V69H99ZM98 70V71H99ZM115 70V69H114ZM117 70V69H116ZM140 70V69H139ZM149 70V69H148ZM153 70H154V68H153ZM153 70L152 71H150L149 70V72H151V77L153 76V75H156V74H158V73H156V74H154V72H153ZM216 70V69H215ZM10 71H13V70H10ZM21 71H22V69H21ZM24 72H25V70H23ZM22 71V72H23ZM27 71V70H26ZM43 71V72H44ZM53 71H54V69H53ZM104 71V70H103ZM102 71V72H103ZM109 71V69L107 70V72ZM113 71V70H112ZM117 71H120V68L118 67V70ZM146 71H147V68H146ZM160 71V70H159ZM165 71V70H164ZM174 71V72H173ZM217 71V70H216ZM1 72V71H0ZM21 72V73H22ZM34 72V71H33ZM42 72V73H43ZM50 72V71H49ZM58 72V74L60 75V73ZM92 72H95L94 70H92ZM105 72H106V70H105ZM104 72V73H105ZM110 72V71H109ZM140 72H142V71H140ZM153 72V73H152ZM184 73V72H186V73H184V74H181V73ZM230 72V73H229ZM12 73V72H11ZM14 73H15V71H14ZM20 73V74H21ZM29 73H31V74H33L32 75V77L37 73L38 74V72H34V73H32V72H26V74H24V75H26L25 77H28V76H30L31 74H29ZM40 73V72H39ZM57 73V72H56ZM78 73H81V72H78ZM78 73H77V75H78ZM85 73H86V71H85ZM84 72H83V74L84 75H88V73H86L85 74ZM95 73H97V70H96V72ZM103 73V74H104ZM117 73V72H116ZM121 73V72H120ZM144 73H145V71H144ZM1 74H10L9 72L8 73H3V72H1ZM27 74H28V76H27ZM50 74H51V72H50ZM49 74V75H50ZM62 74L63 75H65V73H63L62 72ZM61 74V75H62ZM72 74H74V73H72ZM107 74V73H106ZM109 74V73H108ZM111 74H113V73H111ZM110 74V75H111ZM124 74V73H123ZM127 75H128V73H126ZM193 74H194V76H193ZM5 75H4V77H5ZM41 76H42V74H40ZM40 75H38V77L40 76ZM52 75V74H51ZM61 75H60V77H61ZM81 75V74H80ZM85 76V78L86 77H88V76ZM90 75H92L91 73H90ZM95 75V74H94ZM118 75V77L119 76H121V75H119V74H117ZM138 75H139V73H138ZM146 74H144V76H145ZM159 75H160V73H159ZM192 75V76H191ZM196 75L198 76V78H196ZM0 76H2V75H0ZM9 76V75H8ZM12 76H13V74H12ZM16 76V75H15ZM23 75H21V77H22ZM46 76H48L47 74H46ZM53 76V75H52ZM55 76V75H54ZM57 76V75H56ZM68 76V75H67ZM66 76V77H67ZM99 75H97V77H98ZM103 76V75H102ZM104 76H105V74H104ZM107 76V75H106ZM109 76V75H108ZM111 76H115L114 74L113 75H111ZM124 76H125V74H124ZM142 76V75H141ZM140 76V77H141ZM143 76V77H144ZM148 76H150V74L148 75ZM187 76V77H186ZM4 77H1V78H4ZM10 77V76H9ZM49 77V76H48ZM48 77H46V78H48ZM59 77V76H58ZM58 77H56V78H58ZM65 77V76H64ZM79 78H80V76H78ZM77 77V78H78ZM92 77V76H91ZM96 77V76H95ZM116 77V76H115ZM114 77V78H115ZM118 77H116V78H118ZM143 77H142V79H143ZM147 75L144 77V79H146V80H148L147 78ZM156 77H158V76H156ZM163 77V78H164ZM189 77H192V80H190L191 78H189ZM195 77V78H194ZM201 77V79H200V82H199V78ZM223 77V78H222ZM0 78V79H1ZM6 78V77H5ZM14 78H19V77H14L13 76V82H17ZM29 78V77H28ZM28 78H25V79H28ZM31 78V77H30ZM40 78V77H39ZM42 78V77H41ZM44 78V77H43ZM42 78V79H43ZM50 78V77H49ZM48 78V79H49ZM84 78V79H85ZM101 78V77H100ZM99 78V79H100ZM104 78V77H103ZM107 77H105V79H106ZM109 78H110V76H109ZM121 78V77H120ZM126 79L128 78V81H129V79H130V76L129 77H125ZM138 78V77H137ZM137 78H135L136 80H137ZM150 78V77H149ZM189 78V79H188ZM194 78V79H193ZM203 78L205 79V80H203ZM251 78V79H250ZM21 79V78H20ZM41 79V80H42ZM53 79V78H52ZM51 79V80H52ZM65 79V78H64ZM112 79V78H111ZM110 79V81H112ZM123 79V78H122ZM138 79H141V78H138ZM186 79H187V81H186ZM252 79H255L256 81H259L258 82V86H255V88H254V85H256V84H254V83H252V82H250V84L252 83V84H254L253 86L252 85H249V80H252ZM6 81H8V83L10 82V81H12V80H7V78L5 79ZM33 80H35V79H33ZM37 80V79H36ZM39 80V79H38ZM87 80V79H86ZM92 80H93V78H92ZM94 80H98V78L97 79H94ZM101 80V79H100ZM104 80V79H103ZM103 80H102V82H103ZM107 80H109V79H106V81ZM118 80H121V79H118ZM124 81H127V80H125V79H123ZM123 80H121V81H123ZM132 80V79H131ZM194 80V81H193ZM202 80V81H201ZM0 81H3V82H0L1 83V85L2 86H4L5 87V85H7L5 82H4V80H0ZM56 81H57V79H56ZM68 81V80H67ZM66 81V82H67ZM117 81V80H116ZM120 81V82H121ZM127 81V82H128ZM135 81V80H134ZM188 81H190V82H188ZM204 81H205V83L207 82V85L206 84H204ZM211 80H210V82H212ZM13 82H10L11 83V85H12V83ZM47 82V81H46ZM71 82H72V79H71ZM92 82V81H91ZM94 82V81H93ZM101 82V81H100ZM120 82H119V85H120ZM137 82V81H136ZM141 82H143V81H141ZM195 82H196V84H201L202 85V83L204 84V86L206 85L207 87H204V89L203 90H205V88H207L205 91V94H204V91L202 92L201 91V89L203 88V85H202V87L199 89V87L201 86H195L196 84H195ZM3 83H5V85H3ZM9 83V84H10ZM19 83H22L21 81L19 82ZM28 83V82H27ZM39 83H41V82H39ZM43 83H45V81L43 82ZM48 83H50V82H48ZM52 83H53V81H52ZM56 83V82H55ZM58 83H60V82H58ZM63 83V81H61V84ZM95 83V82H94ZM93 83V84H94ZM104 83V82H103ZM106 83V82H105ZM132 83V82H131ZM130 82H129V84H131ZM138 83V82H137ZM137 83H135V84H137ZM139 83H140V81H139ZM145 84V86L147 87V85L146 84H148L149 85V87H150V84L148 83V81H147V83L146 82H144ZM160 83V82H159ZM159 83L157 84V85H159ZM180 83V84H181ZM17 84L18 83H16V84H14L15 86H17ZM29 84H31V82L29 83ZM35 84H36V82H35ZM47 84V83H46ZM57 84V83H56ZM56 84H52V85H56ZM68 84H69V82H68ZM67 84V85H68ZM91 84V83H90ZM97 84V83H96ZM109 84V83H108ZM112 84H114L113 82L112 83H110L109 84V86H107V87H105V89H103V90H98V92L97 91H95L96 90V85L94 86L95 87V92L93 93V95L96 97V98H98L97 100H101V102L100 103H103L104 104V100H106L105 101V104L106 103H108L109 101L108 100H110V101H112V100H115V104H116V100L118 101H120V99H121V101H123V100H127L126 99V97H125V99H123V95H126V94H128V93H131V94H133L132 93V91L130 92H126V91H123L122 92V89L124 88V87H122V88H120V86H117V84L115 85L116 87H118V88H113L114 86H111ZM133 84V83H132ZM179 83H176L175 84V86L176 85H178ZM1 85H0V88H1ZM13 85V86H14ZM22 85H26V84H23L22 83ZM22 85H20V86H22ZM37 85V84H36ZM44 85V84H43ZM43 85H41V86H43ZM49 85V84H48ZM66 85V84H65ZM66 85V87L68 88L69 86H67ZM84 85V84H83ZM100 85V84H99ZM143 86V84H141L140 83V86ZM37 86H39V85H37ZM76 86V85H75ZM93 86V85H92ZM136 86V85H135ZM144 86V87H145ZM174 86V87H175ZM187 86H188V88H187ZM191 86L192 87H194L195 86V88L197 87V91L199 92L200 91V93L198 94V96L200 95L201 96V93H203V96H201V97H198L196 94H194V93H196V89L194 88V90L192 91V93L191 92H189L192 88H191ZM252 86V87H251ZM8 87V86H7ZM17 87H19V86H17ZM36 87V86H35ZM52 87V86H51ZM56 87H59L58 85L56 86ZM64 87V86H63ZM72 87V86H71ZM76 87H79V83H78V85L76 86ZM93 87V88H94ZM100 87H101V85H100ZM112 87V88H111ZM137 87V86H136ZM148 87V88H149ZM160 87V88H159ZM173 87V88H174ZM257 87V88H256ZM36 88H39V87H36ZM60 88H61V85H60ZM60 88H57V89H59L60 90ZM67 88L65 89V90H67ZM70 88V87H69ZM68 88V89H69ZM99 88V87H98ZM139 90H138V92L141 94V89H140V87H137ZM142 88V87H141ZM151 88L150 89H148V90H150V91H152L151 90ZM171 88V90L173 89L172 88V86L170 87ZM191 88V89H190ZM2 89H4L3 87H2ZM24 89H26V88H24ZM39 89H43V88H39ZM49 89H51V88H49ZM48 89V90H49ZM53 90L54 89H56V88H52ZM64 89V88H63ZM118 89V90H117ZM125 89V88H124ZM130 89V88H129ZM136 89V88H135ZM143 89V88H142ZM158 89H160V90H162V91H160V90H158ZM174 89H176V88H174ZM173 89V90H174ZM190 89V90H189ZM199 89V90H198ZM210 89H212V90H210ZM218 89V90H217ZM6 90V91H5ZM13 90H15L16 91V89H13ZM28 91H29V88L27 89ZM44 90H45V88H44ZM78 90V89H77ZM76 89H75V91H77ZM81 90V89H80ZM119 90H120V92H119ZM143 90H145V92H146V88L145 89H143ZM142 90V91H143ZM147 90V92L146 93H148V92H150V91H148ZM153 90V91H154ZM189 90V91H188ZM21 91H23V90H21ZM21 91L18 93L19 94V96H23L25 93H26V91H25V93H24V91H23V93H21ZM32 91H34L33 89H32ZM36 91V90H35ZM68 91V90H67ZM85 91V90H84ZM115 91H117V92H115ZM187 91V92H186ZM210 91V92H209ZM13 92V91H12ZM12 92H10V93H12ZM30 92V91H29ZM46 92V91H45ZM50 92V91H49ZM59 92V91H58ZM62 92H63V90H62ZM78 92H80L79 90H78ZM78 92H77V94H78ZM194 92V93H193ZM197 92V93H198ZM10 93H9V89H7V88H5L4 90H1V92H0V108H2V109H0V112H2V114L5 116V115H7V114H10V115H12V113H10L11 112V109H14V108H11V107H9V105L8 106H6L7 104L4 102L5 100H6V98L10 95ZM21 93V94H20ZM53 93H54V91H53ZM67 93H69V91L67 92ZM66 93V91L64 92V94H63V96L65 95V94H67ZM71 93V92H70ZM81 93V92H80ZM138 93V94H139ZM145 93V94H146ZM153 93V92H152ZM151 93V94H152ZM156 93V92H155ZM188 93H191V94H194L193 96L191 95V94H188ZM3 94H7L8 96H5V95H3ZM16 94V93H15ZM26 94H29V93H26ZM38 94V93H37ZM41 95H42V93H40ZM58 94V93H57ZM60 94V93H59ZM77 94H76V96H77ZM84 94V93H83ZM83 94H82V96H83ZM137 93H135V95H136ZM143 94H144V91H143ZM151 94H150V96H151ZM154 94V93H153ZM157 94V93H156ZM2 95V96H1ZM14 94H12L11 96H13ZM72 95H73V93H72ZM72 95H71V97H70V104L71 103H73V101H71V99L73 98L72 97ZM85 95V94H84ZM92 95V94H91ZM92 95V96H93ZM134 95V94H133ZM148 95H149V93H148ZM155 95V94H154ZM164 95V94H163ZM191 95V96H190ZM15 96H17V95H15ZM19 96H17L16 98H18ZM51 96V95H50ZM55 97H56V95H54ZM62 96V95H61ZM70 96V95H69ZM78 96H80V94L78 95ZM77 96V97H78ZM82 96H80L79 98H81ZM90 96V99L91 100H93L92 101V103L94 102V99H95V97L93 96ZM129 96V95H128ZM131 96V95H130ZM137 96V95H136ZM139 96V95H138ZM143 96H145V99H143V100H141V101H146V102H150V104H152L151 103V98H152V96L149 98L148 96H146V95H143ZM158 96V97H159ZM165 96V95H164ZM194 96H197L198 98H196V97H194ZM2 97V98H1ZM6 97V98H5ZM27 97H29V96H27ZM41 97V96H40ZM57 97H59V95H57ZM92 97V98H91ZM132 97V96H131ZM131 97H129V98H131ZM147 97V98H146ZM162 97V96H161ZM181 97V98H180ZM196 98V99H194V100H192L193 98ZM3 98H5V99H3ZM8 98H11V97H8ZM15 98V99H16ZM35 98V97H34ZM44 98V97H43ZM64 98V97H63ZM68 98V97H67ZM83 98V97H82ZM135 98V97H134ZM134 98H132V100L134 99ZM3 99V100H2ZM12 99V98H11ZM21 98H19V99H17V100H15L13 103L14 104H19V105H21L20 103H18V102H20V101H18V100H20ZM23 100H25L26 99V97H23L22 98ZM21 99V100H22ZM36 99V98H35ZM48 99V98H47ZM53 99H56V98H54L53 97ZM60 99H62V97L60 98ZM65 99V98H64ZM78 99V98H77ZM89 99V98H88ZM148 99H150V101L148 100ZM181 99H182V101H181ZM66 100V102H67V99H65ZM83 100V99H82ZM81 100V101H82ZM139 100V99H138ZM138 100H135V101H138ZM152 100H154V96H153V98H152ZM7 101H9L8 99H7ZM25 101H29V100H25ZM30 101H32L31 100V97H30ZM52 101V100H51ZM55 101V100H54ZM57 101V100H56ZM86 101V100H85ZM99 101H95L94 102V104L96 105L97 104V102H99ZM108 101V102H107ZM118 101V102H119ZM2 102H3V104H2ZM50 102V101H49ZM63 102H65V101H63ZM134 102V101H133ZM139 102H140V100H139ZM159 102H160V104H159ZM162 102V103H161ZM7 103H11L10 101L9 102H7ZM29 103V102H28ZM32 103V102H31ZM85 103V102H84ZM91 103V104H92ZM100 103H98V105H101ZM112 103H113V101H112ZM111 103V104H112ZM120 103V102H119ZM136 103V102H135ZM138 103V102H137ZM158 103V104H157ZM199 103H202L201 105L199 104ZM6 104V105H5ZM13 104V105H14ZM22 104L23 105H25L24 107H26V103L25 102H23L22 101ZM35 104V103H34ZM48 104V103H47ZM55 104V103H54ZM56 104H58L57 102H56ZM111 104H109V105H111ZM134 104V103H133ZM140 104V103H139ZM199 104V105H198ZM2 105H5L6 106V110H3V109H5V107L3 106V107H1ZM31 105V104H30ZM50 105L51 106H53L51 103H50ZM60 105V104H59ZM72 105V104H71ZM73 105H75V103L73 104ZM93 105V104H92ZM94 105V106H95ZM114 105V104H113ZM113 105H111L112 107L111 108H113ZM120 105V104H119ZM118 104H116V106H117V108H118V106H119ZM122 105H123V103H122ZM136 105V104H135ZM138 105V104H137ZM153 105V104H152ZM158 105H160L162 108H160V106L157 108V106ZM206 105V109L207 108H209L207 111H206V109H204V106ZM36 106V105H35ZM50 106V107H51ZM64 106V105H63ZM62 106V107H63ZM76 106V105H75ZM84 106V105H83ZM93 106V107H94ZM102 106V105H101ZM100 106V108H102ZM124 106V109H125V105H123ZM168 106V108H166ZM201 106H203V107H201ZM39 107V105L37 106V108ZM56 107V106H55ZM70 107V106H69ZM78 107V106H77ZM82 106H80V108H81ZM88 107V106H87ZM99 107V106H98ZM107 107L108 108H110L109 106H108V104H107ZM115 107V106H114ZM119 107H121V105L119 106ZM164 107V108H163ZM8 108V109H7ZM11 108V109H10ZM64 108V107H63ZM75 108V107H74ZM116 108V107H115ZM122 108V107H121ZM127 108V107H126ZM157 108V109H156ZM201 108H203L206 112H204V110L203 109H201ZM51 109H53L52 107H51ZM57 110H58V108H56ZM65 109V108H64ZM83 109V108H82ZM84 109H85V107H84ZM97 109V108H96ZM99 109V108H98ZM107 108H105V110H106ZM120 109V108H119ZM148 111L147 112V114L151 111V113H149L148 115H146L145 113V111L146 110ZM161 109V110H160ZM162 109H163V111H162ZM168 109V110H167ZM7 110H9V111H7ZM47 110V109H46ZM95 110V109H94ZM103 110V109H102ZM104 110V111H105ZM108 110V109H107ZM114 109H113V111L112 110H110L111 112H114L115 111ZM164 110H167L166 112L164 111ZM5 111H7V114L5 113ZM15 111V110H14ZM18 111H20V110H18ZM18 111H16V112H18ZM33 111H34V109H33ZM33 111H30V112H33ZM39 111H40V109H39ZM42 111H44V110H42ZM41 111V112H42ZM53 111H55L54 109H53ZM101 111V110H100ZM128 111V110H127ZM24 112V111H23ZM37 112V111H36ZM35 112V113H36ZM52 112V111H51ZM60 112H62V110L60 111ZM90 112V111H89ZM98 112V111H97ZM120 112L122 113V111H121V109H120ZM125 112H126V110H125ZM129 112V111H128ZM127 112V113H128ZM133 113H134V111H132ZM22 113V112H21ZM29 113V112H28ZM34 113V112H33ZM45 113V112H44ZM70 113H72V114H70ZM80 113V112H79ZM82 113H85V112H82ZM107 113H110V112H107ZM106 113V114H107ZM145 115H144V114ZM2 114H0V115H2ZM38 114V113H37ZM47 114H49V112L47 113ZM51 114V113H50ZM49 114V115H50ZM61 115H62V113H60ZM74 114V116H72ZM77 114V115H76ZM81 114V113H80ZM111 114V113H110ZM109 114V115H110ZM113 114H115V113H113ZM112 114V115H113ZM123 114H124V112H123ZM208 114V115H207ZM9 115V116H10ZM13 115H16V114H13ZM35 115V114H34ZM42 115V114H41ZM40 115V116H41ZM46 115V114H45ZM69 115V116H68ZM71 115V116H70ZM90 115V114H89ZM103 115V114H102ZM128 115V114H127ZM130 115V114H129ZM134 115V116H133ZM151 115V116H150ZM30 116V115H29ZM32 116H33V114H32ZM31 116V117H32ZM58 116H60V115H58ZM78 117L79 116V118H75V117ZM86 116V115H85ZM100 116V115H99ZM108 115H106V117L104 116V118L103 119H101L102 117H99V119H101V120H104L105 121V119L106 120H108V121H110L112 118H114V116H112L111 117V115L109 116V118L111 117V119H107L108 117H107ZM126 116V114H124V117ZM19 117V116H18ZM22 117H23V119L25 118L26 120H28L29 118H27V117H24L23 115H22ZM21 117V118H22ZM30 117V120L31 119H33V118H31ZM35 117V116H34ZM43 117V116H42ZM47 117V116H46ZM50 117H52V116H50ZM53 117H55V115H53ZM52 117V118H53ZM97 117V116H96ZM123 117V116H122ZM151 117V118H150ZM51 118V119H52ZM56 118H57V116H56ZM55 118V120H57L58 121V119H56ZM64 118V119H65ZM85 118V117H84ZM89 118H91V117H89ZM93 118V117H92ZM150 118V119H149ZM168 118V119H167ZM24 119V120H25ZM43 119V118H42ZM48 119V118H47ZM60 119V118H59ZM116 119V118H115ZM115 119H114V121L113 120H111V121H113V123L115 122H117V121H115ZM151 119H153V120H151ZM156 119V120H155ZM165 119L166 120H168L167 122L165 121ZM170 119V120H169ZM6 120H10V119H5L3 122H5ZM14 120L16 121L17 119H15L14 118ZM19 120V119H18ZM35 120H36V118H35ZM34 120V121H35ZM44 120V119H43ZM50 120V119H49ZM54 120V121H55ZM91 120H94V119H91ZM100 120V121H101ZM155 120V122H153ZM158 120V121H157ZM1 121V120H0ZM32 121V120H31ZM31 121H30V123H31ZM39 121V120H38ZM53 121V122H54ZM60 121V120H59ZM60 121V122H61ZM99 120H97L96 121V123L98 122ZM99 121V122H100ZM110 121V122H111ZM17 122V121H16ZM25 122V121H24ZM24 122H21V123H24ZM37 122V121H36ZM35 122V123H36ZM44 122H46V121H44ZM50 122V121H49ZM76 122H77V125L78 124H80V125H76ZM79 122V123H78ZM105 122H107V121H105ZM151 122H153V123H151ZM163 122H165V123H168V124H166L165 125V123H163ZM8 123H10V122H8ZM12 123H14V122H12ZM33 123V122H32ZM43 123V122H42ZM92 124H93V122H91ZM95 123V124H96ZM100 123H102V122H100ZM108 123V122H107ZM39 124H40V122H39ZM50 124V123H49ZM82 124V125H81ZM95 124L94 125H92V127H93V130H96V128L94 129V126H95ZM99 123H97V125H98ZM108 124H111V123H108ZM34 125V124H33ZM36 125V124H35ZM34 125V126H35ZM40 125H42V124H40ZM66 127H65V126ZM99 125H101L102 126V124H99ZM105 125H106V123H105ZM113 125H111L110 126V128L113 126ZM118 125V126H117ZM164 125L166 126V127H164ZM8 126H10L11 128L10 129H12L13 131V133H16L17 134V132L19 131V130H17L18 128H16V130L14 131V129L12 128V126L11 125H8ZM14 126V125H13ZM22 126V125H21ZM23 126H25V125H23ZM56 126V127H55ZM65 128H64V127ZM81 126V127H80ZM86 126H87V128H86ZM109 126V125H108ZM107 126V128H109ZM3 127V126H2ZM29 127H30V125H29ZM42 127H43V125H42ZM47 127V126H46ZM63 127V128H62ZM68 127V128H67ZM95 127H97V126H95ZM99 127V126H98ZM103 127H104V125L102 126V130H104V129H106V126L104 127V129H103ZM113 127V128H114ZM6 127H4L3 129H5ZM9 128V127H8ZM23 128V127H22ZM45 128V127H44ZM59 128L61 129V130H59ZM67 128V129H66ZM77 128H79V129H77ZM112 128V129H113ZM25 128H23L22 130H24ZM71 129V130H70ZM77 129V130H76ZM101 129H99V130H101ZM21 130V131H22ZM36 130V129H35ZM39 130V129H38ZM47 130V129H46ZM50 130V129H49ZM84 130V131H85ZM98 130V128H97V131H99ZM111 130V129H110ZM42 131V130H41ZM83 131V130H82ZM84 131H83V133H84ZM106 132H107V135H108V133H109V130L107 131V130H105ZM105 131H103L102 132V134L105 132ZM10 134H12L11 133V131L9 130L8 131ZM27 131H25L24 133H26ZM48 132V131H47ZM72 132V133H71ZM94 132V131H93ZM53 133V132H52ZM65 133V132H64ZM76 133H74V134H76ZM80 133H81V131H80ZM79 133V134H80ZM97 133H99V132H97ZM97 133H92V135H87V136H90V137H88L87 139L88 140H90L89 138H91L92 139V137H93V134L94 135H96ZM18 134H20V132L18 133ZM41 134H43V133H41ZM50 134V133H49ZM85 134V133H84ZM83 134V135H84ZM102 134H101V136H102ZM21 135H23V134H20V136ZM26 135L27 134H25V137H26ZM37 135V134H36ZM44 135H45V132H44ZM14 136H16L15 134H14ZM55 136H57V137H55ZM75 136H77V135H75ZM79 136H81V135H79ZM86 136V137H87ZM97 136H99L98 134H97ZM101 136H99V138L101 137ZM105 135H103V137H104ZM8 137H10V136H8ZM18 137V136H17ZM16 137V138H17ZM38 137H40V136H38ZM45 137H46V135H45ZM102 137V138H103ZM27 138H30V137H27ZM27 138L26 139H22L21 137H20V139H21V141H19V143L20 142H22V141H24V140H27ZM34 138V137H33ZM32 138V139H33ZM44 138V137H43ZM51 138V137H50ZM65 138V139H64ZM106 138H108V136H106L105 137V140H106ZM18 139V138H17ZM34 139H36V138H34ZM40 139H42V138H40ZM49 139V138H48ZM48 139H45L46 141L48 140ZM79 139H84V138H79ZM97 139V138H96ZM16 140V139H15ZM31 140V139H30ZM50 140V139H49ZM88 140H86V142H88ZM100 140V139H99ZM102 140V139H101ZM11 141V143L14 145V146H12L11 144H8L9 142ZM36 141H40L39 140V138H38V140H36ZM60 141H62V142H60ZM83 141H85V140H83ZM13 142H16V143H13ZM41 142V141H40ZM43 142H44V140H43ZM72 142V143H71ZM93 142V144H94V141H92L91 140V143ZM59 143H61V144H59ZM74 143V144H73ZM90 143V145L92 146V144ZM258 143V144H257ZM72 144V145H71ZM88 144H89V142H88ZM260 144V146L261 145H263V146H261L262 148H259V150L257 149L258 148V145ZM19 145H21V144H19ZM23 145V144H22ZM31 145V146H30ZM41 145V144H40ZM48 145V144H47ZM59 147H58V146ZM61 145V146H60ZM77 145V146H76ZM82 145V146H81ZM256 145V147L254 148V146ZM29 146L31 147V149L29 148ZM36 148H35V147ZM50 146H51V149H50ZM54 146V147H53ZM139 146H142V147H139ZM259 146V147H260ZM1 147V146H0ZM6 147H13L14 149H11L12 150V152H14L15 150H17L16 149V147L18 148V149H22L23 148V151H27V150H29V151H27V153H25V154H27V155H16V154H14V153H16V151L14 152V153H12L9 149H7ZM32 147H34V148H32ZM44 147V146H43ZM52 147H53V149H52ZM55 147H56V149H55ZM49 148V149H48ZM61 148V149H60ZM86 148V149H85ZM88 148H90V146L88 147ZM138 148H141V150L140 149H138ZM34 149H35V152H33L34 151ZM59 149V150H58ZM69 149V150H68ZM136 149V150H135ZM253 149V150H252ZM14 150V151H13ZM38 150V151H37ZM71 150V151H70ZM138 150H140V151H138ZM256 150V152L255 153H258L259 151H260V154L258 153V154H253L252 155V153H250L251 151L252 152H254ZM22 151V150H21ZM36 151H37V154H36ZM258 151V152H257ZM32 152V153H31ZM48 154H47V153ZM35 153V154H34ZM14 154V155H13ZM47 154V155H46ZM49 154V155H50ZM55 154V155H54ZM41 155H42V157H41ZM44 155V156H43ZM57 155V156H56ZM69 155V156H68ZM251 156V157H250ZM262 156H263V158H264V153L262 154ZM43 157H45V158H43ZM48 157V158H47ZM252 159H250V158ZM254 160V161H253ZM255 161H257V162H259L258 164L257 163H255ZM262 163V164H261ZM89 170H91V171H89ZM93 170V171H92ZM230 173V174H229ZM34 176V175H38L40 178H41V181L42 182H44L45 184H46V180L48 181V183L46 184V188H48V187H50V185L52 186L53 184H56V185H58L59 184V182H65L66 184H68V186H70V188H71V190L68 188V190H67V192H69L68 194H67V192L66 191H64V192H66V196H70V198H72L71 199V203L69 202V205L71 204L72 205V202H74L75 200H77V199H81L79 202L78 201H76L77 203H80L81 205L83 204L85 207H87V205L90 203V201H91V199H89V195H91V193L89 194V192H92V189L94 190V191H96V193H95V196H96V199L95 200H101L102 198H103V196L105 195V193L104 192H106L105 190H107V191H109V192H106V195L107 196H109L112 192V196H114V194H116L115 196H114V198H117L116 200L115 199H112V196L110 197V199H107V198H109V197H107L106 195H105V197H107L106 199H102V200H104V201H106V204H107V202H110V205H112L113 203H115V204H113L115 207L113 208V207H110L109 209H106V210H101V212L99 211V205L97 206L96 204L97 203H95L94 205L95 206H92V208H95L96 209V211L94 212L93 211V213L96 215L97 214V217H98V214L100 215V213H103V211H104V213H106V211L107 212H112V211H114V215L115 216H112V217H110V215L108 216V213H106V216H108L107 218H105V214H104V216H103V214H101V216H99L100 217V219H98L97 217H95L96 218V220H97V222L95 221V218H94V214L93 213H91L92 212V209H90L89 208V206H90V204H89V206H88V208L90 209L89 211H88V213H87V209H85V207H83V205L81 206L80 204H78L80 207H81V209H78V211H82V210H85L86 212H84L83 214H82V216H84L85 215V217L87 216V214H89V216H87L86 218H87V220H89V217L90 218H92V221L94 220L95 221V223L93 224V222H88V224H86V226L87 225H89L90 224V226H87L89 229H87V230H84V228H87V227H85V224H83V221H80V219H77L76 217H75V212L78 214L79 212L76 210H74V209H76V208H73L74 206L72 205V206H70V207H72L73 209H72V211H73V213H72V211H70V215L71 216H67L66 214V212L64 213L65 215H64V217L65 218H67V219H64V220H66L65 222H67V220L69 219V217L71 218V217H73V220L74 221H72V219H70L72 222L70 223V224H73L72 226H75V225H77V226H75V227H77L78 229H76V230H72V232L71 233H73V232H75L74 233V235L73 234H69L68 233V231H67V233H66V227H65V229L62 227V225H61V227H62V229H61V227H60V225L58 226H56V224H55V222L54 223H52L51 221H50V217H48V216H50L51 215V213H53V211H55V209L53 208V205H51V204H49V205H51V207L53 208V209H51V210H53L52 212L50 211V209L49 208H51L50 206L49 207H47V211H48V209H49V211H50V213H49V211L48 212H41V210H45V204H46V202L45 201H43V198L42 199H40L41 201L40 202H45V204L43 203V207H42V204H40L39 206H41L40 208L39 207H37V205H34V207H35V209H36V207L37 208H39L37 211L36 210H34L33 208V205H31L30 204V202H32V200H35V201H38V200H36V195H34L33 193H34V191L32 190L33 189V187H30V185L32 186V184H28V183H33V182H35V181H30V177L31 176ZM103 175H107V176H105V177H107V178H105V177H103ZM99 177V178H98ZM100 177H103V178H101L100 179ZM44 178V179H43ZM90 178H91V180H90ZM92 178H94V179H92ZM96 178H98L97 179V181L95 182V183H97L98 182V184H95L94 182H92L93 180H95ZM116 178H118V180L119 179H121V180H125L124 182H126L127 183V185L126 184H124L123 186H124V190H125V186H126V188H128V191H127V189H126V192H129L130 193V195H132V193H134L133 195L135 196V194L137 195V196H135V198L137 197V198H139L138 199V202L139 201H141L142 200V202H139V206L138 207H136V206H133V204L134 203H131V202H134V196H133V199H132V196L130 197V199L132 200L131 202H130V199L128 200L129 202H127L126 201V198H129L128 197V195L126 196V198H125V202H127V204L129 205V207L132 209V206L135 208V209H132L131 211H132V213L131 212H127V213H130L131 214V218H132V220H133V226H131V224H129V222L130 221H132V220H130L131 218H130V216H128V214L127 213H124V211H122V210H125V212H126V210L127 211H130V208L128 209V208H126L128 205L126 204V207H125V205H124V207H125V209H120V208H122L123 207V205L122 204H125V202L123 201V199L124 198H122L119 194H120V192H123V191H120V190H118V188L114 185V184H116L115 182H114V184H112V181H110V180H114V179H116ZM87 179V180H86ZM29 180V181H28ZM44 180V181H43ZM88 180H90V182H91V184L93 183L94 185H95V187H94V185H93V187L94 188H89V190H87L88 189V187L87 186H89L88 184H89V181ZM99 180L101 181L100 183H99ZM86 181H88V182H86ZM26 182H28V183H26ZM122 182V181H121ZM23 183L25 184V185H29V187L28 186H25V185H23ZM120 183V182H119ZM119 183H117V184H119ZM48 184H50V185H48ZM85 184H87V185H85ZM123 184V183H122ZM44 185V184H43ZM91 185V186H92ZM139 185H141L140 187L142 188H140L139 187ZM36 185H34V187H35ZM41 186H42V184H41ZM67 185H66V187H65V189L68 187ZM90 186V187H91ZM111 186H115L114 188L113 187H111ZM123 186H121L120 188H122ZM22 188H25V190H23L22 191ZM27 188H29V189H31V191L29 190V189H27ZM64 188V187H63ZM108 188V189H107ZM117 188V189H116ZM27 189V190H26ZM62 189V188H61ZM35 190V189H34ZM89 191V192H84V191ZM112 190H118V191H120V192H115V191H112ZM122 190V189H121ZM30 191V192H29ZM50 192V194H53L52 196H55L54 195V193H56V191H54V190H49ZM51 191H53V192H51ZM112 191V192H111ZM131 191V192H130ZM156 191V192H155ZM23 192H26V194H24ZM81 192H83V193H81ZM97 192H98V194H97ZM102 192V193H101ZM125 192V191H124ZM2 193H3V195H5V197L2 195ZM46 193H47V191H46ZM48 193V194H49ZM59 193V195L61 196V194H62V190H61V194H60V191L58 192ZM80 193V194H79ZM119 193V194H118ZM155 193H157V195H159V197L161 196L160 195V193H164L163 195H164V197H166V198H164V199H162L161 200V197L160 198H158V200L157 199H153L154 197H155ZM166 193V194H165ZM31 196H30V195ZM33 194V195H32ZM47 194V195H48ZM57 194V193H56ZM92 194H94V192H92ZM99 194H101L100 196H98ZM125 194V193H124ZM80 195H81V197H80ZM84 195H86V197L84 196ZM121 195H123L122 193H121ZM167 195V196H166ZM28 196V197H27ZM30 196V197H29ZM64 194H63V197L64 198H61V197H59L58 195L57 196H55V199H56V197L59 199H61V201L62 200H65V199H67V197H66ZM95 196L93 195H91L90 196V198L92 197V199H94L95 198ZM116 196H118V197H116ZM120 196V197H119ZM124 196V195H123ZM154 196V197H153ZM11 197H13V200H11ZM22 197H24V198H22ZM32 197H34V199H32ZM45 197H49V195L48 196H46L45 195ZM74 197H76V198H74ZM84 197L89 201H85L84 200ZM94 197V198H93ZM100 197V198H99ZM104 197V198H105ZM156 197H158V196H156ZM5 198H9L8 200H7V202H9V201H12V202H9V203H4V201H3V199H5ZM50 198V197H49ZM48 198V199H49ZM136 198V199H137ZM16 199V200H15ZM47 199V200H48ZM50 199H52L53 200V197L52 198H50ZM49 199V201H51ZM57 199V203L58 202H60V204H58V206L60 205V208H57L56 209V211L58 212V216L61 214V212H59V211H61L62 210V213H63V210H64V206H61V204L63 203V201H62V203H61V201H59ZM75 199V200H74ZM121 200V202L123 201V203L121 204L122 206L120 207V200ZM135 199V200H136ZM141 199V200H140ZM149 199H151V200H149ZM15 200V201H14ZM28 200V201H27ZM67 200H69V199H67ZM74 200V201H73ZM83 200V201H82ZM161 200V201H160ZM85 201V202H84ZM117 201V202H116ZM146 201V202H145ZM149 202V204L150 205H148L147 203ZM154 201V202H153ZM156 201V202H155ZM160 201V202H159ZM39 202V203H40ZM76 202H75V204H76ZM83 202V203H82ZM157 206H155V205H153V203ZM157 202H159L158 203V205H157ZM85 203H88V204H86L85 205ZM119 203V204H118ZM132 205H131V204ZM136 203V202H135ZM144 203H146V205L144 204ZM9 204H11V205H9ZM26 204V205H25ZM33 204H35V202L33 203ZM36 204H37V202H36ZM48 204V203H47ZM68 204V203H67ZM74 204V205H75ZM109 204V203H108ZM118 204V205H117ZM138 203H136V205H137ZM142 204V205H141ZM5 205V206H4ZM29 205V206H28ZM68 205V206H69ZM135 205V204H134ZM145 205V207H142V206H144ZM148 205V206H147ZM28 207L29 209H28V213H24V212H22L23 210H24V208L25 207ZM31 206V207H30ZM76 206H77V204H76ZM118 206V207H117ZM4 207H6V208H8V209H4ZM117 207V208H116ZM149 207H154V209L152 208H150V209H148ZM9 208H11V209H9ZM78 208V207H77ZM141 208V209H140ZM143 208V209H142ZM156 208V209H155ZM60 209V210H59ZM68 209H71V208H68ZM119 209V210H118ZM137 209V210H136ZM32 210V211H31ZM59 210V211H58ZM94 210V209H93ZM38 212V214L36 213V212ZM55 211V212H56ZM81 211H80V214H81ZM34 212V213H33ZM41 212V213H40ZM54 212V214H52L51 216L53 217V218H56L57 219V221H60L59 220V217L61 218V220H63L62 218H64V217H61V216H59L58 218L57 217H55V216H57L56 215V213ZM97 212V213H96ZM100 212V213H99ZM134 212V213H133ZM136 212V213H135ZM14 213V214H13ZM22 213H24V214H22ZM47 214V213H49V215L47 214L46 215V219L48 220L49 219V221H47L46 219H45V217L44 216H42L43 214ZM60 213V214H59ZM69 213V212H68ZM18 214H20V215H18ZM31 214V215H30ZM32 214H33V216H32ZM90 214H92V215H94V216H90ZM112 214V215H113ZM121 215L122 217H120V215H119V218L117 219V220H119V221H115V219H113L112 220V218H115L116 217V215ZM123 214V215H122ZM126 214V215H125ZM13 215H17V217H21V219H19V218H17L16 216H13ZM37 215V217H41V218H44L43 219V227L41 228L40 227V224H36V220H34ZM69 215V214H68ZM73 215V216H72ZM11 216V217H10ZM25 216V217H24ZM29 216V217H28ZM30 216H31V218H30ZM126 216V217H125ZM128 216V217H127ZM15 217L17 218V219H15ZM27 217L28 218H30V221H29V219H27ZM48 217V218H47ZM127 219H125V218ZM11 218V219H10ZM34 218V219H33ZM53 218L51 219V220H53ZM75 218H76V221H75ZM105 218V219H104ZM124 218V220H122L121 221V219H123ZM55 219V220H56ZM103 219V220H102ZM129 219V220H128ZM10 220H12V221H10ZM22 220H24V221H22ZM33 220H34V224H32L33 223ZM77 220H78V224H79V226H78V224L76 223L77 222ZM110 222H112L113 224H114V226H115V223L116 222H118V224H117V226L118 227H116V229H120L121 227L123 228L121 231L119 230V233H117V235L119 234H121L119 237L121 238L119 241L118 240H111V238L113 239V237L114 236H112L111 235V233H113L112 232V230H111V232L110 231H108L109 229H113V231L115 232L116 231V229H114V228H112V226L113 225H111V227L109 226V224H112V223H109V221ZM8 221H10V222H8ZM14 221H16L15 223H11V222H14ZM18 221H20V225L17 223ZM36 221V222H35ZM45 221V222H44ZM89 221H91V219L89 220ZM101 221V223H99ZM120 221L122 222V223H124V222H126V223H124V224H121L120 223ZM129 221V222H128ZM30 222H32V223H30ZM49 222V223H48ZM61 222V221H60ZM59 222V223H60ZM64 222V223H65ZM69 222V221H68ZM104 222H106V223H104ZM107 222H108V224H107ZM23 223H26V225H27V228L26 229H24L23 227H22V224ZM38 223V222H37ZM46 225H45V224ZM57 223V222H56ZM104 223V225H102ZM120 223V224H119ZM13 224V225H12ZM31 224H32V226H31ZM49 224V225H48ZM53 224H55V225H53ZM83 224V225H82ZM98 224V225H97ZM105 224H106V227H108L109 229H107V231H106V229H103V230H101V228H103L104 226H105ZM126 224V225H125ZM142 225V227H144L143 228V230L142 229H139V227ZM9 225H10V227H9ZM13 227H12V226ZM38 225V226H37ZM53 225V227H49V226H52ZM100 225H102L101 227H100ZM108 225V226H107ZM129 225V226H128ZM137 226V225H140L139 227H135V226ZM16 226V227H15ZM81 226H83V227H81ZM95 226H98V227H96L95 228ZM127 226H128V228H127ZM15 227V228H14ZM31 227H32V229H33V227H34V231H36L35 233H34V231H32V229H31ZM38 227V228H37ZM46 227V228H45ZM58 227H59V229H58ZM75 227H74V229H75ZM81 227V228H80ZM93 227V232H91L92 231V228ZM131 227V228H130ZM133 227V228H132ZM8 228H12V229H14L15 231H6V229H8ZM16 228H18V229H16ZM21 228H23V229H21ZM36 228V229H35ZM44 228V229H43ZM97 230H95V229ZM105 228V227H104ZM5 229V230H4ZM41 229H43V230H41ZM45 229H47V230H45ZM53 231H55V232H52V230ZM58 230V233L56 232L57 230ZM80 229H81V231H80ZM98 229H100V231L101 232H103L104 230L106 231V235L107 234H109V238H107V236L105 235V239L101 236V237H99V235H98V237L96 238V240H94L95 238L91 235V234H87V233H93L94 235L96 234V233H98ZM132 229V230H131ZM133 229H135V230H133ZM23 230H25V231H23ZM52 232H50V231ZM91 230V231H90ZM117 230V231H118ZM129 230H131V231H129ZM26 231H30V232H28V234H26L27 232ZM37 231H40V233L42 234V235H38V233H37ZM42 231H43V233H44V231H45V234H43L42 233ZM47 231V232H46ZM59 231H63V235H62V232L60 233ZM96 231V232H95ZM99 231V232H100ZM5 232H7V234L5 233ZM9 232V233H8ZM20 232V233H19ZM85 232V233H84ZM122 232H123V234H122ZM126 232V233H125ZM17 233H19V234H17ZM29 233H31V234H29ZM37 233V235L35 236L34 235V237H36V240H35V238H33V237H29L30 235H32L33 236V234H36ZM47 233V234H46ZM48 233H49V235H48ZM60 235L61 236V240L60 239H56V240H54V242L53 241H50L52 244H49L50 242L48 241V242H46L48 245L47 246H49V247H47V248H49V250L46 248V243H44V244H39L38 242L39 241H41L40 239H43V240H45V239H48V237H53V236H55V235ZM78 233H80V234H78ZM104 233V232H103ZM3 234H5V235H3ZM68 234L70 235V236H68ZM76 234H77V236H76ZM83 234V235H82ZM22 235H24V236H26L27 237V239H29V238H31V239H29L28 241H24V240H26V237H24V236H22ZM29 235V236H28ZM57 235V236H58ZM67 235V236H66ZM86 235V236H85ZM91 235V236H90ZM110 235H111V238H110ZM19 236V237H18ZM38 236V237H37ZM41 238H40V237ZM43 236V237H42ZM44 236H45V238H44ZM48 236V237H47ZM60 236H58V237H60ZM75 236H76V238H75ZM118 236L116 237V238H118ZM47 237V238H46ZM65 237H67V238H65ZM68 237H69V239H68ZM84 239H83V238ZM85 237H87V238H85ZM92 237V238H91ZM24 238V244L23 245H20L19 243H22V242H19L20 240L22 241V239ZM33 238V239H32ZM38 238V239H37ZM65 238V239H64ZM72 238H73V240H74V238H75V241H74V243H73V241H72ZM79 238H81V239H79ZM89 238V239H88ZM91 238V239H90ZM20 239V240H19ZM64 239V240H63ZM66 239H68V240H66ZM39 240V241H38ZM60 240V241H59ZM66 240V241H65ZM77 240V241H76ZM85 240V241H84ZM92 240H94V241H92ZM17 241V242H16ZM33 241L35 242V243H38L37 244V246L39 245V247L38 248H40L41 249V251H39V249L37 248V246H36V248H33V246H34V244L35 243H33ZM63 241H65L64 243H65V245H63V246H60V244H64L63 243ZM67 241H69V242H71L72 241V245H70L71 243H68ZM84 241V242H83ZM89 241V243L92 241L93 243H87ZM13 242V243H14ZM28 243V244H26V243ZM30 242V243H29ZM57 242V243H56ZM60 242V243H59ZM87 243V244H89L90 245V247L88 246L87 247V244L85 245V244ZM82 244L86 247V248H84V247H81L82 246ZM28 245V246H27ZM33 245V246H32ZM51 245V246H50ZM52 245H56V246H53L52 247ZM57 245H59L58 246V248L59 247H61V248H65V250L64 249H62V250H64L63 252H65V253H63L62 254V250H61V252L60 253H58L57 252V254H56V251L58 250L56 247H57ZM74 245V246H73ZM31 246V247H30ZM41 246V247H40ZM44 246H45V249H44ZM51 247V248H50ZM69 248L70 247V249H72L73 247L75 248L74 250H78V249H76V247H78L79 248V250L76 252H74L73 250V252H71V251H69L68 249L66 250V248ZM60 248V249H61ZM83 248H84V250H83ZM90 248V249H89ZM91 248L92 249H95V250H98V252H100V254L97 256L96 254H95V256H97V257H95V259H94V251H91ZM29 249H27V250H29ZM38 251V252H36V250ZM45 250V253H43V251ZM47 249V250H46ZM57 249V250H56ZM87 249H89V250H87ZM23 251H24V249H22ZM33 250V251H32ZM51 250H56L54 253V255H53V251L51 252ZM82 250V251H81ZM14 251H16V253L14 252ZM35 252V253H33L32 254V252ZM59 251V250H58ZM83 251H88V252H91V255H93V256H91L90 254H88L87 256H84L83 255ZM50 252H51V254H50ZM75 253L74 255H76V256H74L73 254L71 255H69V253ZM82 252V253H81ZM47 253H49L50 254V256L49 255H47ZM21 254V255H20ZM27 254H31L30 256L32 257V259L31 260H34L33 262L32 261H30V260H25L26 259V255ZM46 254V255H45ZM66 254V255H67ZM23 255V256H22ZM41 255H39V256H41ZM22 256V257H21ZM46 256V257H45ZM54 256V257H55ZM81 256V257H82ZM89 256V257H88ZM35 259H34V258ZM59 256H57V258H58ZM64 257H66L65 255L64 256H61V259H63ZM92 257H93V259H92ZM70 258H67V260L68 259H70ZM65 259V258H64ZM98 261H97V260ZM94 260V261H93ZM31 262V263H29V262ZM45 261V260H44ZM44 261H42L41 263L40 262H36V264H44ZM70 261V260H69ZM88 261V262H87ZM90 261V262H89ZM26 262V263H25ZM59 262V261H58ZM57 262V263H58ZM84 262H86V263H84ZM115 262V263H114ZM56 263V264H57ZM71 263V262H70ZM93 263V264H94ZM49 264V263H48ZM59 264H60V262H59ZM73 264V263H72Z\"/></svg>",
  "mask_w": 264,
  "mask_h": 264
},
{
  "label": "rangeland",
  "instance_id": "2",
  "mask_svg": "<svg viewBox=\"0 0 264 264\" xmlns=\"http://www.w3.org/2000/svg\"><path fill=\"white\" fill-rule=\"evenodd\" d=\"M9 1H10V2H9ZM29 1H30V2H29ZM29 1L20 0V2H19L20 5H22L23 3H25V4L22 5V6H23V7H22V6H19V4L17 3L18 0H14V1H12V0H0V9H1V13L3 12L2 9H5L6 7H7V8L9 7L7 10H11L10 7H12V9L15 8V9H13L14 11H17V10H18V9H16V8L22 7V8H20V10H18V11H20V12H17V13H19V14H17V15H21L22 12H24V11L27 13V16H25L24 21H22V22H26V23H22V22H18V21H21V20L18 19V16H17V15H15V18L11 17V16H13V15L15 14L14 12H13L14 14L10 13V14H12V15H10V17H8L9 15H8V13H7V11H6V13H5L6 15L2 14V17H4L6 20H2L3 18L0 17V20L4 22V23L0 22V28H2L3 26H7V27L11 26V27H9V28H11V29H12V28H17V29H12V30L10 29V30H8V31H11V32H12V35H16V34H17L18 32H20V31L22 32L21 29H22V28H25V27H27V28L29 27L30 30L33 32V33H31V31H29V28H28V29L26 28V29L29 31V34L31 33L30 35H33V36H31V38H30V35H28V34H26V36L24 35L25 37H28V38L26 39V40H27V46H25V40H24V39H23L24 41L22 40V44H23V45H22V44L20 45V42H19V41H20V39L22 38V37H20V38H17V39H19V40L16 41V42H19V43H16V44H17V45H20L21 48H20V47H19V48L15 47V45H16L15 43H10V42H8V43H9L8 45L15 44V45H13L12 48H16V50H14V49H12V48H11V49H7V48H8L7 46H5V48H6V47H7V48L4 49L6 52H5L3 49H0V50H1V51H0V56L3 57L2 55H4V54L6 53L4 56H6L5 58H6L7 60H5V61H9V62L12 61V62H13V63H10V64L13 65V66H10V64H9L8 67H1V68H2V69H0L1 72H3V73H8V72H9L10 74H6V75H5V74H1V72H0V75H2V76H0V78H1V77H4V75H5V77L7 78V80L10 79V80H12V81H10V80H9V81H10V82H13V76H14V77H19V78H14V79L17 81L16 83H18L17 86H19V87H17V86L14 85V84H16L15 82H13L12 85H11L10 82H9V83H10V84H9L8 81L5 80V79H6L5 77L0 79V80H4V82L7 84V85H5V83H3V85H5V87H4V86H2L1 83H0V85H1L0 92H1V90H4L5 88L9 89V93L13 91L12 93H10L9 96H8L7 94H3V95H5V96H8V97H11V98H12V99H11V98H8V97L6 98V97H5L6 100H5L4 102L7 104V105H6V104H5V105H6V106L9 105V107H11V108H14V107H15L14 109H11V108H10V109H11V112H10V113H12V115L7 114V111H9V110L5 111V113L7 114V115H5V116L2 114V112H0V114H2V115H0V120H1V121H0V138H1V140H2V138H3V139H4L3 141H5V140H7V138H8V140H10L9 138L14 137V139L12 138L11 141H16L18 144H15V145H16L17 147H19V148H20V147H24V148H25L29 143L31 144L33 141H35V145H37L36 147L39 148V150H40L41 147H42V148L48 147L49 144L52 143V142H51V141H52L51 139L54 137V134L56 133V131H55L56 129L53 131L52 128H49V126H51V124L54 125V124H56V123H60V124L62 123V124H64L65 122L63 123L62 121L66 120L65 116H67L66 114H68V113H66L65 116H64L63 114H64L65 112H68V111H70V112L73 111L74 113H77V112H78L77 114H79V115H83V116H81L80 118L83 117L82 119H84V120L87 119L86 121L88 122V124H87V125H88V128H90V129L92 130V133H94V134L97 133V132H99V133H97V134H98L99 136H101V134H102L103 131H105V130L108 131V130H109L108 135H107V132L105 131V132L102 134V136H101L100 138H99V136H97V134H96V135L93 134L92 139L89 138L90 140H88L87 138L90 137V136H87V135H88V134H89V135H92V133L86 131L85 128H83L84 126H82V130H83V131L85 130V131H84L85 134L83 133V131H82L81 129H80V130H77V129H79V128H77L76 130L79 131V133H80V131H81L80 134H79L78 132L76 133V131H75L74 133H76V134H74V133L71 132L72 134H70L69 136H67V137L71 138L72 142H74L73 140H74L75 138H76V140H77L78 142H79V140H80V144L83 142V145L86 144V145H84V146H87V149H89V150L92 149L91 147H93V145L95 146V145H97L98 143H101V141H102V143H103V141H105V142L107 143V140L109 139V137H110V135H111V133H112L111 131H114L115 129L118 128V127L115 128L116 125H113V124H118V123H120L124 118H126V119H130V117H132L131 113L134 114V115H140L139 113L141 112V110L144 111V108L147 107V108H146L147 110H148V109H149V110H152V109L154 110L153 113H152V115H153L154 113L156 114L155 109H154V103L156 102L155 99L157 98L156 100L159 101V99L161 100V99L163 98L162 100H164V98L166 97V94H165L166 92L163 93V91H164V90L166 91V89H167V87H168V86H166V85H167L168 83H170V87L172 86V88L175 86L176 83H179L178 85H176V86L174 87V88H176V89L173 88L174 90H173V89L171 90V88L169 87V89H167V91H168L169 93H170V92H174V91H178V90L181 88V86H183V87H185L186 85H189V86L192 85V86H193L194 83L192 84V82H191V84H186V85H185V84H182L183 82H182V83H181V82H176V83H175V81L178 80V78H176V77H178V75H180V74H179L180 71H175V72H178V75L175 76V74H173L174 76H172V77L167 76V78L165 79L164 74H161V73H164V72H165V73H166L165 76H166V75H169V74L171 75L172 73H171V72L169 73V71H171V69H170V68H169L170 70H169V69H168V70L166 69V68H167V67H166V66H167V60L164 61V58H163V57H162V58H163L162 61H164V62H163V63H160V62H159L160 65L158 64V61L155 60V59H157V57L161 56V54H163V55L165 56V53H161V54L159 55L158 53H159L160 50L157 52V54H154V53H153V52L155 51V48H156V47H154V45H155V46L158 45V44H155V42H158V40L155 39V42H154V39H153V38H155V37H156V38H159L158 36H160V37H161V38H160L161 41L163 40V43H164V41L168 38L167 36H168V35L170 34V32H171V34H173V35H169V38H171V40L167 39V40H169V41H167V42H170V43H171V48H172L173 40H174L176 43H178V44H176V43H174V44H175L176 46H178V48L180 47V49H181V50H180V57H181V61L184 63L185 61H183L184 59H182V58L185 57V56H184V54H185V49L189 47V46H187V45H189V44H188V43H189V40H188V42L186 43V40H187L186 36L188 37V35H189L188 33H191V31L189 32V30L192 29V33H193V32L197 29L198 24H199L198 21H199L200 19H203V15H206L207 12H208V13L211 12L210 14H212V15H214V14L216 15L217 12H218V14H217L216 16L214 15L215 18L213 17V19H211L212 21H211V24H209V26H207L206 23H210V22H208V21L206 22V20L203 19V20H205V22L202 23V20H201L202 26L199 25V27H198L199 29H198V31H196L197 34L200 33V31H202L203 34H204V31H205V33H207L206 35L209 37V35L212 36V32H215V31H216V32H218V33L221 35V37H218V38H217L218 41H215V42L212 41V42H214V43H212L211 41H210L211 43H207L208 41H206V42L203 43V41H201V38H203V36H205V35L201 36V35H202V34H201V35H200L201 37H200L199 34H198V37H199L198 40H196L197 37L194 38L195 40H194L193 37H192V39L194 40V41H192V43L196 41L195 44L193 43L195 46H196V44H201V43L203 44V46L206 44L204 48H208V49H210V50H212L213 48H217V51L219 50L218 52H220L221 50L218 49V47L216 46V43L219 42L221 39H223V41H224V38H223V37H224L225 35H223V34H224L225 32H227L230 28H232V30H233L234 27H235V29H236V28H238V26H239L238 31H239V30L241 31L240 33L242 34V39H243V37H244V38H247V37H246V35H247L246 33L250 31V30H249V31H246V33H245V31H243V29H241V27H242V28L247 27V29L251 27V24H250L247 20L245 21L244 24L241 23V22L239 23V22H238V19H235L236 17L234 18L235 20L233 19V20H231V21H230V20L228 21V19H232V17H233L232 14L236 13L235 11H237V9H238L239 11H238V13H236V15L238 14V17L241 18V15H240V14H242V15L246 14L245 16H247V17L245 18V17L243 16L242 19H248V20L251 22V20L254 19V18H253L254 15H255L254 12H256V10H257V9H256V10H253V9L251 10V9L249 8V10L254 11V12H252V13H251V11L246 12V11H248L247 8H248V6L250 5V3H248V2H249L248 0H239V3H238L237 1H233V2H231V3H229V4H227L226 2H227V1H230V0H227V1L224 0V1H226V2H225L226 5H225V3H224L223 0H219V2H220V3H224V5H223V4H220V3H218V5H217L216 2H217L218 0H217V1L214 0V1H216V2H215L216 4H215L214 2H212V3L215 4V6L217 5L216 7H215L214 5H212V3H209V1L211 2L212 0H209V1H208V0H200V1L198 0V2H197V0H196V1L194 0V2H193V0H190V1H188V0H178V1H176V0H174V1H173V0H170V1H169L170 3L168 2V0H167V1L165 0V1L168 3L167 5H166V2H164V0H163V1L160 0V2H158L159 5L154 1V2L156 3V5L154 4L156 9L154 8V13L152 12V14L154 15V16H153L154 18H153L152 16L149 15V16L151 17V18H150V17H149V18H150V20H152V21H151L150 23L147 22L148 17H146V15H145L146 13L144 14V16H145V18H146V19L144 18L145 20L143 19L144 16L142 15V13H140V14L143 16V17L139 18V20L141 19L140 22H139L136 18H135V20H134L133 18H132V19L129 18V19H130L129 21H128L127 19L124 20V18H123L124 21L121 22V20H120V25L123 24V25L121 26L122 28H123V26H124V28H123V33H121V34H124V35H123V36H120V34L118 33V30H119V29L116 28V29H117V33H118V35L116 34V35L118 36V38H117V37H115V35L112 37V35H111L110 33H109V35H108L107 32H109V31H105V33H104L103 35H101L100 33H98V32H99L98 29H100V31L103 33V30H101V29H102V28L104 29V28L106 27V25H108V27H109V25H111V24L109 23V21H108L106 18H105L106 20L103 19V22H105V27H103V26H100V27H99V25H97V26H98V29H97L98 31L95 29L96 34H93V33H94L93 31H92V32L89 31V29L92 30L91 27L94 26V25H93V22L95 23V21H96V20L99 18V16H100V13H99V12H101L99 9H97L98 7L95 9V6H93V7H90L91 5L88 6V5L90 4V3H88V1H90V0H88V1H87V0H71V1H70V0H61V1H60V0H49V1H48V0H33L34 2H33L32 0H29ZM36 1H37V2H36ZM39 1H40V2H39ZM46 1H47V3H46ZM53 1H54V2H53ZM80 1H81L82 3H80ZM84 1H85V2L87 1V2L85 3ZM107 1H108V2H107ZM128 1L130 2V0H128ZM132 1H133V2H132ZM132 1H131V3H130V6H134V5L137 4V3L140 5L141 1H144V0H132ZM179 1H180V2L182 1L183 3H182V2L180 3ZM184 1H185V2H184ZM187 1H188V3H187ZM206 1H207V2H206ZM221 1H222V2H221ZM245 1H248V2H246V4H245ZM251 1H252V0H251ZM255 1H260L259 4L261 3V4L264 5V0H263V2H262V0H255ZM255 1H254V2H255ZM28 2H29V3H28ZM31 2H32V3H31ZM38 2H39V3H38ZM57 2H58V3H57ZM59 2H60V3H59ZM69 2H71V3H69ZM73 2H74V3H73ZM83 2H84V3H83ZM90 2L93 3L92 5H95L94 3H96L95 0H91ZM97 2H98V1H97ZM99 2H100V1H99ZM99 2H98V3H99ZM121 2H122V0H104V1H102L100 4H101V5L103 4L104 6H103V5H102V6L105 7V6L107 5V3H108L109 5H107V6H108L107 8H109V6H114V5H116V4L119 5ZM154 2H152V4H153ZM162 2L165 3V5L168 6L170 9L167 8L166 6H165V7H162V5H164ZM190 2H191V3H190ZM199 2H200V3H199ZM236 2H237V3H236ZM254 2L252 1L251 3H254ZM8 3H10V4H8ZM30 3H31V4H30ZM40 3H41V4H40ZM63 3H64V4H63ZM115 3H116V4H115ZM134 3H135V4H134ZM143 3H146V2H143ZM161 3H162V4H161ZM192 3H193V4H192ZM194 3H195V4H194ZM196 3H199V7H197L198 4H196ZM207 3H208V4H211L212 6L215 7V9H214V8L212 9V7L209 5L210 9H212V11L214 10L215 13H214V12L212 13V11H210V9H208L209 7L206 6ZM11 4H13V5H12V6H8V5H11ZM14 4H15V5H14ZM26 4H28V5L30 4V6H28V7H27V6H24V5H26ZM33 4H34V5H33ZM58 4H59V5H58ZM67 4H68V5H67ZM80 4H81V5H80ZM83 4H85V5H83ZM87 4H88V5H87ZM100 4H99V7H100ZM152 4H151V5H152ZM160 4H161V6H160ZM171 4H172V5H171ZM187 4H188L189 6H187ZM243 4H244V6H247V7L245 8V7L243 6V10H242V9H241L242 7H240L239 5L242 6ZM5 5H6V6H5ZM72 5H74V6H72ZM75 5H76V6H75ZM82 5L85 6V8L82 7ZM143 5H144V4H143ZM157 5L159 6V8H158ZM169 5H170V6H169ZM173 5H174V6H173ZM175 5H176V6H175ZM185 5H186V6H185ZM193 5H194V7H193ZM15 6H16V7H15ZM17 6H19V7H17ZM32 6H33L34 8H33ZM42 6H44V7H42ZM45 6H46V7H45ZM58 6H60V7H58ZM65 6H66V7H65ZM71 6H72V7H71ZM102 6H101V7H102ZM190 6H191L192 8H191ZM29 7H30V9H29ZM37 7H38V8H37ZM61 7H62V8H61ZM70 7H71V8H70ZM73 7H74V9H73ZM78 7L81 8V9H79ZM114 7H115V6H114ZM114 7H113V8H114ZM140 7H141V6H140ZM142 7H144V6H142ZM142 7H141V8H142ZM160 7H161V8H160ZM175 7H176V8H175ZM195 7H197V8H195ZM201 7H202L203 9H205L207 12L202 13L203 10H202ZM217 7H218V10L216 9ZM259 7H260V6H259ZM27 8H28V9H27ZM47 8H48V10H46ZM50 8H53V9H50ZM86 8H87V9H86ZM88 8H89V9H88ZM90 8H91L92 11L90 10ZM107 8H105V9H107ZM141 8H140V10H141ZM152 8H153V6H152ZM157 8H158V9H157ZM164 8H166V9L164 10ZM173 8H174V9H173ZM180 8H181V9H180ZM182 8H185V9L182 10ZM188 8H189L190 12H189ZM193 8H195V9H199L198 12L195 10V11L197 12V13H195V11H194ZM200 8H201V9H200ZM239 8L243 11L244 14H243L242 12H240V9H239ZM55 9H57V10L59 9V11H57V10H55ZM65 9H66V10H65ZM68 9H69V10H68ZM93 9H94V10H93ZM102 9H104V8H102ZM102 9H101V10H102ZM111 9H112V8H110V11H111ZM114 9H115V8H114ZM131 9H132V8H131ZM134 9H135V10H136V9L138 10V6H135V7L133 8V11H135ZM168 9L171 10V11L169 12ZM179 9H180V10H179ZM245 9H246V11H245ZM260 9L263 10V11H261L262 14H260L258 11L256 12V15H259V16L253 20V21H254V24L256 23V21H257V24H259V21L261 22V20H262L261 18H260V20H259V17H261V15L264 16V13H263V12H264V7L262 6ZM21 10H22V12H21ZM23 10H24V11H23ZM37 10H38V11H37ZM45 10H46V15H43V13H45V12H43V11H45ZM50 10H51V11H50ZM53 10L57 11L59 14H58L57 12L55 13V11H53ZM63 10H64V11H63ZM70 10H71V11H70ZM87 10H89L90 12H87ZM140 10H138V11L140 12ZM152 10H153V9H152ZM157 10H158V11H157ZM173 10H174V12H173ZM192 10H193V12H192ZM201 10H202V11H201ZM205 10H204V11H205ZM39 11H41V12H39ZM47 11H50L51 13H50V12L48 13ZM73 11H74V12H73ZM81 11H82V12H81ZM85 11H86V12H85ZM97 11H99L98 14H95V13H97ZM110 11H108V12H110ZM130 11H131V10H130ZM130 11H128V12H130ZM133 11H131V13H132ZM141 11H143V10H141ZM144 11H146V10H144ZM150 11H151V10H150ZM165 11H168L169 13H168V12H165ZM186 11H187L188 13H187ZM199 11H200V12H199ZM10 12H11V11H10ZM42 12H43V13H42ZM53 12L55 13V16H53V18H52V15H51V14H52ZM71 12H72V13H71ZM102 12L105 13L104 11H102ZM102 12H101V13H102ZM162 12H165V15L167 14L168 16L166 17L164 14H162ZM171 12H172V13H171ZM182 12H185V13L188 14V15H189L191 12H192L191 15H193L194 13H195V14L193 15V17L190 15V17L193 18L192 20H191V18L189 19V18L187 17V18L189 19V20L187 21V18H186L187 15H186L185 13L183 14ZM82 13H83V14H82ZM93 13H94V14H93ZM111 13H112V12H111ZM143 13H144V12H143ZM156 13H157V14H156ZM158 13H159V14H158ZM181 13H182V14H181ZM199 13H200V14L202 13L203 15L201 16ZM250 13H251V14H250ZM253 13H254V15H253ZM257 13H259V14H257ZM24 14H25V13H24ZM34 14H35V15H34ZM60 14H61V15H60ZM64 14H65V16H64ZM70 14H71V15H70ZM86 14H88V16H86ZM92 14L94 15V16H93L94 18L91 16ZM128 14H129V13H128ZM132 14H133V13H132ZM140 14H137L136 11L134 12V15H136L137 18L139 17L138 15H140ZM161 14L164 15V16H162ZM170 14H173V15H170ZM176 14H180L179 16L182 15L181 18H180V17H179V18H180L181 20L183 19V21H185V22H184L185 25H188V26H190V28H191V29H189L188 26H187V29H188V31H187V30H186V26H185L184 30H183V29H182L183 31L181 30L182 33H183V32L185 33V31L188 32L187 35H185V36L183 35V36L186 38V40H184L183 36H181V38L184 40L183 42L186 43V45L180 40V38H178V37H179V34H181V31H180V30L178 31V29H175V28H174L176 25L179 24L178 26H179V29H180V27H181L180 25H181V23H182L180 20H178L179 18H178V19L175 18V16L178 17V15H176ZM197 14L200 15V16H198V17H202V18H196V19H195L194 17H195ZM57 15H58V16H57ZM68 15L71 16V17L69 16V19H67V18H68ZM77 15H78V16H77ZM95 15H96V16H95ZM97 15H99L98 18H97ZM110 15H111V14H110ZM113 15H115V14L113 13ZM116 15H117V14H116ZM160 15H161V16H160ZM184 15H185V16H184ZM228 15H230L231 18H230V17L228 18ZM234 15H235V14H234ZM236 15H235V16H236ZM239 15H240V16H239ZM256 15H255V17H256ZM29 16H30V17H29ZM46 16H47V17H46ZM59 16H60V17H59ZM63 16H64V17H63ZM72 16H73V17H72ZM81 16H82V17H81ZM85 16H86L87 18H86ZM89 16H90V17H89ZM102 16H103V15H102ZM104 16H105V17L107 16L106 13L104 14ZM108 16H109V15H108ZM120 16H122V15H120ZM126 16H127V14H126ZM129 16H130V14H129ZM169 16H171V17L174 16V18H175L176 20H175L173 17L171 18V17H169ZM248 16H249V18H248ZM263 16H262V18H263V20H264V17H263ZM31 17H32V18H31ZM33 17H34V18H33ZM41 17H43V18H41ZM61 17H62V18H61ZM84 17L86 18V20H85ZM122 17H123V16H122ZM130 17H132V15H131ZM160 17H161V19H159ZM164 17H165V18H164ZM183 17H184V18H183ZM196 17H197V16H196ZM205 17H206V19H207V18H210L209 15H208V16H204V18H205ZM211 17H212V16H211ZM238 17H237V18H238ZM7 18H9V20H12V21H7ZM19 18H23V17H19ZM29 18H30V19H29ZM36 18H37V19L39 18V19L37 20ZM65 18H66V19H65ZM95 18H96V19H95ZM100 18H101V17H100ZM125 18H127V17H125ZM155 18L157 19V21H156ZM168 18H169V21H168ZM226 18H227V19H226ZM17 19H18V20H17ZM27 19H28V20H27ZM33 19H34V20H33ZM47 19H48V20H47ZM63 19H64V20H63ZM153 19H154V20H153ZM165 19H166V20H165ZM170 19H171V20H170ZM173 19H174L176 22H179V23L176 24V23L174 22ZM197 19H199V20L196 21ZM242 19H241V20L239 19V21H242V22H243ZM29 20L31 21V23H30ZM32 20H33V21H32ZM35 20H36V21H35ZM42 20H44V21H42ZM51 20H53V21H51ZM56 20H57V21H56ZM77 20H78V21H77ZM90 20H92V24H90V23H91ZM93 20H94V21H93ZM101 20H102V19H101ZM148 20H149V19H148ZM150 20H149V21H150ZM161 20H162L161 23H164L163 26H162V24L160 23ZM190 20H191L192 23H194V24H192V23H190V24H186V23L190 22ZM193 20H194V22H193ZM208 20H209V19H208ZM236 20H237V22H236ZM258 20H259V21H258ZM45 21H46L47 23H46ZM49 21H50L51 23H50ZM61 21H62V22H61ZM68 21H69V23H71V24H69ZM72 21H73V22H72ZM80 21H81L83 24L80 23ZM83 21H84V22H83ZM131 21H134V22L137 21V22H135L136 25H134V22H131ZM153 21H154V22L156 21L157 24L154 23ZM170 21H172L171 23H172V27L174 26V27H173L174 30H173L172 27L169 29V27L171 26V24H169ZM253 21H252L251 23H253ZM5 22H6L7 24H5ZM15 22H16V23H15ZM35 22H36V24H34ZM37 22H38V23H37ZM43 22H44V24H43ZM76 22H77V23H76ZM96 22H97V21H96ZM101 22H102V21H101ZM101 22L98 21V24L101 23ZM118 22H119V21H118ZM129 22H131V23L129 24ZM138 22H139V23H138ZM141 22H144V23L141 24ZM145 22H146L147 24H146ZM180 22H181V23H180ZM196 22H197V23H196ZM199 22H200V21H199ZM246 22H247V23H246ZM20 23H22V24H20ZM28 23H29V24H28ZM41 23H42L43 25H42ZM49 23H50V24H49ZM52 23H54V25H53ZM56 23H57L58 25H57ZM63 23H64V24H63ZM86 23H87V24H86ZM159 23H160V24H159ZM184 23H182V24H183V25H182V28L184 27ZM195 23H196V24H195ZM237 23H238V24H237ZM261 23H262V22H261ZM2 24H4V25H2ZM13 24H15V25L12 26ZM16 24H17V25H16ZM18 24H19V25H18ZM48 24H49V25H48ZM51 24H52V25H51ZM66 24H68V25H66ZM73 24H74V25H73ZM75 24H76V25H75ZM85 24H86V25H85ZM101 24H103V23H101ZM118 24H119V23H118ZM139 24H140L141 26H140ZM154 24H156V25H154ZM166 24H167L169 27H168ZM173 24H175V25H173ZM239 24H243V25L240 27ZM248 24H250V25L248 26ZM262 24H263V23H262ZM262 24H260L261 27H264V26H262ZM29 25H30V26H29ZM88 25H90L91 27L88 26ZM92 25H93V26H92ZM116 25H117V24H112L111 26H113V27H111V28L109 27L108 29H111L112 31L116 32V31L114 30V26H116ZM120 25H118V26H120ZM131 25H132V26H131ZM142 25H143V26H142ZM146 25H147V27H146ZM151 25H152L153 27H152ZM158 25H159V26H158ZM204 25L207 26L205 30H203ZM237 25H238V26H237ZM1 26H2V27H1ZM31 26H32V27H31ZM33 26H36V27H33ZM83 26H84V27H83ZM85 26H86V27H85ZM178 26H176V28H178ZM191 26H193V27H195V28H193V27H191ZM233 26H234V27H233ZM236 26H237V27H236ZM253 26H254V25H253ZM43 27H44V28H43ZM73 27H74V28H73ZM81 27H83V28H81ZM89 27H90V28H89ZM121 27H120V29H121ZM126 27H128V29H127ZM140 27H142L143 29L140 28ZM151 27H152V29H150ZM155 27H156V28H155ZM161 27H164V29H165V28H168V30H172V31H169V32H168L167 29H166V30H167V31H166V30H164V29L162 28V30H164V31H166V32L163 33L165 36H163L162 34H161V35H162V36H161V35H159V32H162V31H159V28H160V30H161ZM256 27H257V26H256ZM4 28H5V27H4ZM18 28L20 29V31L18 30ZM36 28H37V29H36ZM46 28H48V29H46ZM62 28H63V29H62ZM94 28H95V27H94ZM146 28H147V29L149 28L150 30L147 31ZM258 28H259V26H258ZM40 29H41V30H40ZM43 29L45 30V32H44ZM61 29H62V31L65 29V31H63L64 33L61 31ZM72 29H73V30H72ZM77 29H78V30H77ZM81 29H82V32L80 31ZM86 29H87V30H86ZM125 29L128 30V31H126ZM157 29H158V30H157ZM247 29H245V30H247ZM251 29H253V28H251ZM24 30H25V29H24ZM33 30H34V31H33ZM36 30H37V31H36ZM39 30H40V33H39ZM47 30H48V31H47ZM74 30L77 31V32H75ZM84 30H85V31H84ZM129 30H130V31H129ZM154 30H155V31H154ZM199 30H200V31H199ZM0 31H1V30H0ZM4 31H7V30H3V31H1L0 34L3 35V36L5 37V35L7 36V33L4 32ZM41 31H42V33H41ZM58 31H59V32H58ZM70 31H71L72 33H71ZM87 31H88V33H87ZM121 31H122V29H121ZM125 31H126V32H125ZM137 31H139V32H137ZM175 31H176V32H175ZM35 32H38V33L36 34ZM48 32H49V34H47ZM53 32H54V33H53ZM55 32H57V33H55ZM74 32H75V33H74ZM89 32L92 33V34H90ZM114 32H113V33H114ZM147 32H148L149 34H148ZM155 32H156V33H155ZM179 32H180V33H179ZM196 32H195V35H194V36L197 35ZM202 32H201V33H202ZM23 33H25V32H23ZM66 33H67V34H66ZM69 33H70V34H69ZM80 33H81V35H80V37H79V34H80ZM82 33H83V34H82ZM97 33L100 34L101 36L98 35ZM113 33H112V34H113ZM154 33H155V35L158 33V35L155 36V35H153ZM178 33H179V34H178ZM208 33H209V34H208ZM218 33H215V34L213 33V35L216 36ZM244 33H245V34H244ZM38 34H41V35H38ZM44 34H45V35H44ZM56 34H57V35H56ZM61 34H62V35H61ZM73 34H74L75 36H74ZM88 34L92 35L93 37H91V36L88 35ZM105 34H107L108 37H106L107 35L105 36ZM151 34H152L153 36H155V37H153ZM166 34H168V35H166ZM176 34H178V35H176ZM185 34H186V33H185ZM219 34H218V35H219ZM236 34H238V33H236ZM249 34H250V33H249ZM251 34H252V33H251ZM35 35H36V37H35ZM37 35L39 36L38 38H37ZM43 35H44V36H43ZM48 35H49L50 37H49ZM53 35H54V36H53ZM67 35H68V36H67ZM97 35H98L99 39H101V40L96 39V38H98ZM181 35H182V34H181ZM191 35L193 36V34H191ZM191 35H190V36H191ZM222 35H223V36H222ZM3 36H0V37H3ZM8 36H9V37H12V36H10V33H9V32H8ZM19 36H23V35H19ZM47 36H48V37H47ZM60 36H61V37H60ZM81 36H83V37H81ZM110 36H111V37H110ZM119 36H120V37H119ZM173 36H174V38H173V40H172V37H173ZM215 36H214V37H215ZM263 36H264V35H263ZM40 37H41V38H40ZM74 37H76V38H74ZM88 37H89V38H88ZM94 37H96V38H94ZM114 37H115V39H114ZM146 37H147V38H146ZM148 37H149V38H148ZM150 37H151V38H150ZM163 37H164V38L167 37V38L163 39ZM212 37H213V36H212ZM212 37H210V40H211ZM214 37H213V38H214ZM236 37H237V36H236ZM23 38H24V37H23ZM29 38H30V39H29ZM39 38H40V39H39ZM46 38H47V40H46ZM48 38H50V39L48 40ZM58 38H59V39H58ZM61 38H62V40H63L64 42L61 40ZM65 38H67V39H65ZM71 38H72V39H71ZM73 38H74V40H73ZM80 38H81V39H80ZM87 38H88V39H87ZM104 38H105V42H104V40H103ZM107 38H108V39H107ZM109 38H110V39H109ZM239 38H241V37H239ZM239 38H238V39H239ZM6 39H7V37H6L5 39H3V40L0 38V43H1V44L4 43V41H5ZM17 39H15V40H17ZM33 39H35V41H37V39H38V42H39V40H40V44H41V46L39 45L38 42H35ZM42 39H44V40H42ZM55 39H58V41L60 40V41H59V45H58V44H55V45L53 44V43H57V42H58V41L55 40ZM70 39H71V40H70ZM78 39H79V40H78ZM82 39H83V40H82ZM90 39L93 40V42H92ZM117 39H118V40H117ZM138 39H139V40H138ZM147 39H148V40H147ZM150 39H152V40H150ZM160 39H159V40H160ZM176 39H179V40H176ZM188 39H191V37H188ZM192 39H191V40H192ZM204 39H205V38H203V40H204ZM219 39H220V40H219ZM11 40H13V39H11ZM11 40H9V41H11ZM31 40H33L34 43H33ZM67 40H68V42H67ZM75 40H76V41H75ZM94 40H95V41H94ZM130 40H131V41H130ZM140 40H142V41H140ZM145 40H147V42H146ZM212 40H214V39H212ZM6 41H7V40H6ZM30 41H31V43L33 44L34 47H35V46L37 47V48H34V49H36V50H31V48H32L33 46H32V44L30 43ZM53 41H54V42H53ZM55 41H56V42H55ZM74 41H75V42H74ZM102 41H103V42H102ZM136 41H137V42H136ZM143 41H144V43H143ZM149 41L152 42V43H150ZM221 41H222V40H221ZM225 41H226V40H225ZM41 42L43 43L44 46H45V45H46V46L44 47V46L42 45ZM52 42H53V43H52ZM61 42H63V43L61 44ZM66 42H67V43H66ZM71 42H72V43H71ZM73 42H74V43H73ZM90 42H91V45H89ZM96 42H97V43H96ZM106 42H107V43H106ZM167 42L164 43V45L167 44ZM179 42H180V43H179ZM198 42H199V43H198ZM37 43H38L39 46L37 45ZM47 43H49V44H47ZM50 43L53 44V45H51ZM94 43H95V44H94ZM101 43H102V44H101ZM108 43H109V44H108ZM121 43H122V44H121ZM135 43H136V44H135ZM142 43H143V44H142ZM145 43H146V44H145ZM153 43H154V44H153ZM161 43H162V42H160L159 44H161ZM181 43H182V44H181ZM222 43H224V42H222ZM222 43H220V44H222ZM226 43H227V42H226ZM1 44H0V45H1ZM4 44H6V43H4ZM4 44H3V45H4ZM28 44H29V45H28ZM35 44H36V45H35ZM67 44H68L69 46H68ZM74 44H77V45H74ZM80 44H81V45H80ZM83 44H85V45H83ZM98 44H99V46H100L101 48L98 46ZM104 44H105V45H104ZM107 44H108V45H107ZM116 44H117L118 46H116ZM139 44H140V45H139ZM148 44H150V45H148ZM152 44H153V45H152ZM168 44H169V43H168ZM193 44H190V45H193ZM212 44H213V46H215V47L212 48ZM214 44H215V45H214ZM217 44H218V43H217ZM224 44H225V43H224ZM3 45H1V46H3ZM57 45H58V46H57ZM92 45H96L98 48H97L96 46H93V47H92ZM151 45L153 46V49H151L152 47L150 48ZM194 45H193V47L191 46L192 48H191V47H189V48L194 49ZM218 45H219V44H218ZM222 45H223V44H222ZM222 45H221V46H222ZM1 46H0V47H1ZM22 46H23L24 48H22ZM30 46H32V47H30ZM48 46H49V49H48ZM50 46H51V47H50ZM90 46H91L92 48H91ZM105 46H106V47H105ZM109 46H110L111 48H110ZM143 46H144V47H143ZM160 46H162V44H161ZM160 46H159V47L157 46L156 51L158 50V48H159V49H163V50L165 49L164 47H161V48H160ZM168 46H170V44H169ZM168 46H167V47H168ZM185 46H187V47H185ZM198 46H199V45H198ZM198 46H196V47H197V48H199V47L202 48V45L199 46V47H198ZM206 46H207V47H206ZM221 46H219L221 49L224 48V47H221ZM224 46H226V45H224ZM38 47H40L39 51L37 50ZM66 47H67V48H66ZM70 47H71V48H70ZM75 47H76V49H75ZM88 47L90 48V52L92 51V52H91L92 54L89 53V51H88V53H87V50L89 49ZM103 47H105L106 49L103 48ZM122 47H124V48L122 49ZM126 47H127V48H126ZM137 47H138V48H137ZM141 47H142V48H141ZM167 47H166V48H167ZM209 47H210V48H209ZM27 48H28V49H27ZM46 48H47V49H46ZM64 48H65V49H64ZM68 48L71 49V50H68ZM131 48H133L134 50H132ZM136 48H137V49H136ZM169 48H170V47H169ZM171 48H170V49H171ZM174 48H175V50L178 49V48H176V47H174ZM189 48H188V49H189ZM201 48H200V50H201ZM211 48H212V49H211ZM21 49H24L23 52H22V51L18 52V51L21 50ZM25 49H27V51H25ZM32 49H33V48H32ZM51 49H52V50H51ZM77 49H78V51H81V52L79 53V52L77 51ZM91 49H93V50H91ZM110 49H111V50H110ZM126 49H127V50H126ZM128 49H129V50H128ZM142 49H143V50L145 49V51L147 50L146 53L149 52L148 50H150V51H151V50H152V51L154 50L153 52L151 51L152 53L149 52L148 54H146L145 51L143 52V53L146 55V59H147V56L149 57V58H148V61L145 59V55L142 53V51H143ZM208 49H207V50H204V51L202 50L201 52H197V50L194 49V50H196V52L194 51L195 53L193 52V50H191V51H192V54H194V57H190V55H189L190 53H188V54H186V55H188V56H187L188 58L185 57V59L187 58V59H188V60L186 59L187 61H190V60L192 61L193 59H191V58H194V60L192 61V65H193L195 68H196V66H198V68L200 67L199 70L203 73V71H205V69H202V67H203V66H202L203 62H202V64H201V62H200L201 59H200V58L203 57L202 59H204L207 55L209 56L208 53H209L210 50H208ZM8 50H14V51H10V53L13 54V53L16 52L14 55H15V57H16L17 59L15 58L14 61L11 60V59L8 60V58H10L9 56H12L11 58H13V55H11L9 52H7ZM29 50H30V51H29ZM53 50H54V51H53ZM163 50H162V51H163ZM165 50H166V49H165ZM168 50H169V49H168ZM168 50H167V52L169 53ZM186 50H187V49H186ZM200 50L198 49V51H200ZM214 50H215V49H214ZM214 50L210 51V55H211V56H213L212 54H213V51H214ZM223 50H224V49H223ZM3 51H4L5 53H3ZM36 51H37V52H36ZM42 51H43V52H42ZM45 51H46V52H45ZM47 51H48V52H47ZM56 51H57V53H56ZM60 51H61V53H60ZM68 51H69V52H68ZM70 51H71V53H70ZM72 51H76L77 53H76V52H75V53H76L77 55H74L75 53L72 54V53H73ZM107 51H108V52H107ZM122 51H123V52H122ZM124 51H125V52H124ZM162 51H160V52H162ZM170 51H171V50H170ZM173 51H174V50H173ZM188 51H189V50H188ZM191 51H190V52H191ZM24 52H27V54H21V53H24ZM28 52H29L30 54H28ZM33 52H34V53H33ZM50 52H51V53H50ZM54 52H55V53H54ZM85 52H86V54H85ZM101 52L103 53V55H102ZM104 52H105V54H104ZM110 52H111V54H110ZM113 52H114V53H113ZM127 52H129V53L131 52V54L128 53V54H129V55H128ZM139 52H140V53H139ZM31 53H32V54H31ZM40 53H42V55H41ZM47 53H48L49 55H48ZM108 53H109L110 55H109ZM112 53H113V55H112ZM123 53H124V54H123ZM168 53H166V54H168ZM211 53H212V54H211ZM220 53H221V52H220ZM220 53H219V54H220ZM51 54H52V55H51ZM53 54H54L55 56H54ZM56 54H57V56H56ZM78 54H80V55H78ZM90 54H91V55H90ZM96 54H97V55H96ZM141 54H142V56L144 55V56L142 57L144 61L142 60V58H140V55H141ZM150 54L152 55V57L149 56ZM170 54H173V53H170ZM170 54H169V55H170ZM199 54H201L202 57H199V56H200ZM215 54L217 55V52L214 53V55H215ZM16 55H17V56H16ZM21 55H22V57H19V58H18V56H21ZM24 55H27V56H24ZM34 55H35L36 57H35ZM37 55H38V56H37ZM45 55H46V56H45ZM58 55H60V56L58 57ZM71 55H74V60H73V56L71 57ZM94 55H95V56H94ZM104 55H105V56H104ZM111 55H112V56H111ZM130 55H131V56H130ZM134 55H135V56H134ZM154 55H156V56H154ZM222 55H223V54H222ZM222 55H219V56H222ZM30 56H31V57H30ZM41 56H42V57H41ZM99 56L101 57V59H100ZM133 56H134V57H133ZM136 56H137V57H136ZM153 56H154V57H153ZM167 56H168V55H167ZM171 56H172V55H171ZM173 56H174V54H173ZM191 56H193V55H191ZM1 57H0V59H4V57H3V58H1ZM46 57H47V58H46ZM52 57H53V58H52ZM57 57H58V58H57ZM60 57H61V58H60ZM79 57H80V58H79ZM93 57H94V58H93ZM106 57H107V58H106ZM109 57H110V58H109ZM174 57H175V56H174ZM174 57H173V58H174ZM180 57H178V59H179ZM189 57H190V58H189ZM37 58H39L41 61L38 60ZM45 58H46V59H45ZM48 58H49V59H48ZM51 58H52L53 60H55V61L50 60ZM70 58H72V60H71ZM78 58H79V59H78ZM85 58H86V59H85ZM102 58H103V59H102ZM104 58H105V59H104ZM111 58H112V59H111ZM113 58H115V60H114ZM116 58H117L118 60H117ZM130 58H132V59H134V60L137 59V60H135V61H139V63H138V62H131L132 59L130 60ZM139 58H140V59H139ZM173 58H169V57H167L168 60L171 59L170 61H171V63H172L173 65H172L171 63H168V65L170 64L169 66H170L172 69H173L174 65H175V67L178 66V65H176V64H178V63H175V62H179V61H180V60H176V58H174V59H175V62H174V60H172ZM57 59H59V60H57ZM69 59H70V60H69ZM77 59H78V60H77ZM84 59H85V60H84ZM126 59H127V60H126ZM158 59H160V58H158ZM189 59H190V60H189ZM205 59H207V63H208V62H209V61H208V58H205ZM222 59L224 60V57H223ZM17 60H18V61H17ZM37 60H38L40 63H37ZM48 60H50V61H48ZM128 60H129V62H128ZM134 60H133V61H134ZM141 60H142L143 62H141ZM153 60H154V61H153ZM160 60H161V59H160ZM210 60H212V57L210 58ZM213 60H214V59H213ZM215 60H217L216 57H215ZM0 61L3 63L2 60H0ZM15 61H16V62H15ZM26 61H30V62L27 64V66H26V64L23 65L24 62H26ZM31 61H32V62H31ZM70 61H72V62H70ZM78 61H79V62H78ZM85 61H86L87 63H85ZM115 61H116V62H115ZM156 61H157V63H156ZM162 61H161V62H162ZM170 61H169V62H170ZM181 61H180V62H181ZM191 61H190V63H191ZM224 61H225V60H224ZM224 61H222V60L220 61V60L218 59L217 61H215L216 63H214L213 61H212V63H211V62L208 63V64H209L208 66H210V64H212V65L215 64V66H217V67H215V69H216L217 71L213 68L214 66H212V67H208V66H207V68L204 67V68H206V70H207V72H208L207 74H208V75H212V76L214 75L212 78H215V77H216L215 79H218V80L220 79V80H219L220 83H222V81H221V75H222V74H223L222 76H224V78H227V76L230 75V74L228 75L227 72L225 73V72L222 70V68L224 69V67H223V65H221V64H222V62H224ZM1 62H0V63H1ZM41 62L44 63V64L41 65ZM51 62H52V63H51ZM54 62H55V63H54ZM61 62H62V63H61ZM73 62H74V64L71 65V63H73ZM98 62H99V63H98ZM100 62H101V63H100ZM102 62H103V63H102ZM106 62H107V63H106ZM112 62H113L114 64H112ZM165 62H166V63H165ZM180 62H179V65L183 64L182 62H181V63H180ZM205 62H206V61H205ZM4 63H5V62H4ZM26 63H27V62H26ZM32 63H34V64H32ZM36 63H37V64H36ZM48 63L50 64L49 67L46 66V64L49 65ZM59 63H60V65H59ZM69 63H70V64H69ZM84 63H85V64H84ZM91 63H92V64H91ZM108 63H109V64H108ZM119 63H120V65H119ZM130 63H132V64H130ZM135 63H136V65H135ZM141 63H142L144 66H146V67H144L143 65H140ZM149 63H150L151 65H150ZM185 63H186V62H185ZM185 63H184V64H185ZM187 63H188V62H187ZM190 63H189V64H190ZM207 63H206V65H207ZM213 63H214V64H213ZM225 63H226V62H224V66H225ZM5 64H7V63H5ZM31 64H32L33 66H34L35 64H36V65H35L34 67H32ZM39 64H40V65H39ZM54 64H56V65H54ZM79 64H80V65H79ZM88 64L93 65V66L89 67L90 65H88ZM115 64H116V65H115ZM145 64H147V65L149 64V65H148L149 67H147V65H145ZM153 64H154V65H153ZM164 64H166V66H165ZM184 64H183V65H184ZM15 65H16V66H15ZM28 65H29V66H28ZM37 65H39L40 69H39V67H37ZM57 65H58L59 67L62 66L60 69H61V70L63 69L64 71H61L60 69H59V70H60L61 72H59L58 70L56 71L55 68H56V69L59 68ZM78 65H79V66H78ZM95 65H96V66H95ZM106 65H107V66H106ZM117 65H118V66H117ZM138 65L141 66L142 68H140V67L137 68ZM161 65L165 66V68L163 67V69L165 70V71L163 70V72H162V68H160ZM171 65H172V66H171ZM190 65H191V64H190ZM190 65L187 66V64H186L185 67H190ZM203 65H204V64H203ZM0 66H6V65H0ZM19 66H20V67H19ZM21 66H26V68L21 67ZM53 66H56V67H53ZM69 66H71V67H69ZM80 66H81V67L83 66V67L81 68ZM86 66H88V67L86 68ZM100 66H102L103 68L100 67ZM108 66H109V67H108ZM120 66H121V67H120ZM131 66H132V67H131ZM153 66H155V67H153ZM12 67H16L17 69L12 68ZM31 67L33 68V70L30 69ZM35 67H36L38 70H37ZM42 67H44V68L41 70ZM46 67H47L48 69H50V70H48ZM57 67H58V68H57ZM72 67H73V69H72ZM74 67H75L76 69H78V68H79V69H78V70H75ZM95 67H97V68H95ZM105 67H106L107 69H106ZM111 67H112V68H111ZM115 67H116V68H115ZM118 67L120 68V71H117V70H118ZM134 67H135V68H134ZM179 67H180V66H179ZM179 67H178V68H179ZM182 67H183V69L181 68L182 70L187 71V68L184 69L185 67H184V66H182ZM8 68H10V69H8ZM27 68H28V69H27ZM45 68H46V69H45ZM110 68H111V69H110ZM144 68H145V69H144ZM146 68H147V71H146ZM150 68H152V69H150ZM153 68H154V70H153ZM5 69H8V70H5ZM18 69H20V70L17 72L16 70H18ZM21 69H22V71L25 70V72H24V71L22 72ZM29 69H30V71H29ZM44 69H45V71H44ZM53 69H54V71H53ZM82 69H84V70H82ZM99 69H102V71H103V70H104V71L102 72V71H100ZM108 69H109L110 72H109V71L107 72ZM114 69H115V70H114ZM116 69H117V70H116ZM139 69H140V70H139ZM148 69H149L150 71L153 70V72L155 71L154 74H156V73H158V74L153 75V76L151 77L152 74H151V72H149ZM179 69H180V68H179ZM192 69H193V67H192ZM192 69H189V71H190L189 73H186V72H184V73H186V75L189 76L188 74H190V73L192 74V72H191ZM10 70H13V71H10ZM26 70H27L28 72H32V73H34V72H35V73L38 72V74L36 73V74L32 77L33 74L29 73V74H31V75L28 76V74H27V76L29 77V78H28V77H25L26 75H24V74H26V72H27ZM31 70H32V71H31ZM47 70H48V71H47ZM92 70H94L95 72H96V70H97V73L92 72ZM98 70H99V71H98ZM105 70H106V72H105ZM112 70H113V71H112ZM159 70H160V71H159ZM173 70H175V69H173ZM176 70H178V69H176ZM226 70H227V69H226ZM14 71H15V73H14ZM33 71H34V72H33ZM43 71H44V72H43ZM49 71L51 72V74H52L53 76L50 74ZM85 71H86V73H88V75L85 73ZM140 71H142V72H140ZM144 71H145V73H144ZM192 71H193V73L198 74L197 72H194L195 69L192 70ZM11 72H12V73H11ZM21 72H22V73H21ZM39 72H40V73H39ZM42 72H43V73H42ZM56 72H57V73H56ZM58 72L60 73V75L62 74V72L65 73V75L62 74L61 77H60V75L58 74ZM78 72H81V73H78ZM83 72H84L88 77L85 78L86 75H84ZM104 72H105V73H104ZM116 72H117V73H116ZM120 72H121V73H120ZM153 72H152V73H153ZM167 72H168L169 74H168ZM173 72H174V71H173ZM20 73H21V74H20ZM72 73H74V74H72ZM77 73H78V75H77ZM90 73H91L92 75H90ZM103 73L105 74V76H104ZM106 73H107V74H106ZM108 73H109V74H108ZM111 73H113L116 77H118L117 74H119V75H121V76H119L118 78H116L115 76H111V75H113V74H111ZM123 73L125 74V76H124ZM126 73H128V75H127ZM138 73H139V75H138ZM159 73H160V75H159ZM184 73L182 72L181 74H184ZM202 73H201V74H202ZM229 73H230V72H229ZM12 74H13V76H12ZM40 74H42V76H41ZM46 74H47L50 78H49L48 76H46ZM49 74H50V75H49ZM80 74H81V75H80ZM94 74H95V75H94ZM110 74H111V75H110ZM144 74L147 75L146 78H147L148 80L144 79V77L146 76V75L144 76ZM149 74H150V76H148ZM199 74H200V72H199ZM199 74H198V75H199ZM201 74H200V76H201V77H204V76H202ZM205 74H206V71H205L204 75H205ZM207 74H206V76H208ZM8 75H9L10 77H9ZM15 75H16V76H15ZM21 75H23V76L21 77ZM38 75H40V76H39L40 78L38 77ZM54 75H55V76H54ZM56 75H57V76H56ZM67 75H68V76H67ZM97 75H99V76L97 77ZM102 75H103V76H102ZM106 75H107V76H106ZM108 75L110 76V78H109ZM141 75H142V76H141ZM184 75H185V74H184ZM58 76H59V77H58ZM64 76H65V77H64ZM66 76H67V77H66ZM78 76H80V78H79ZM91 76H92V77H91ZM95 76H96V77H95ZM126 76H127V77L130 76L129 81H128V78H127V79L125 78ZM140 76H141V77H140ZM143 76H144V77H143ZM154 76H155L154 80H156V79L159 78V79H158V80H159L158 83L160 82L159 85H157L158 83H156L157 80H156V81H154V80L150 81V79H153ZM156 76H158V77H156ZM187 76H186V77H187ZM191 76H192V75H191ZM193 76H194V74H193ZM206 76H205V77H206ZM30 77H31V78H30ZM41 77H42V78L44 77V78L42 79ZM46 77H48L49 79L46 78ZM56 77H58V78H56ZM77 77H78V78H77ZM100 77H101V78H100ZM103 77H104V78H103ZM105 77H107L106 79H109V80L106 81ZM114 77H115V78H114ZM120 77H121V78H120ZM137 77H138V78H141V79H138ZM142 77H143V79H142ZM149 77H150V78H149ZM163 77H164V78H163ZM201 77L199 78V82H200ZM205 77H204V78H205ZM20 78H21V79H20ZM25 78H28V79H25ZM52 78H53V79H52ZM64 78H65V79H64ZM84 78H85V79H84ZM92 78H93V80H92ZM97 78H98V80H94V79H97ZM99 78H100L101 80H100ZM111 78H112V79H111ZM122 78L125 79V80H127L128 82H127V81H124ZM135 78H137V80H136ZM189 78H191L190 80H192V77H189ZM189 78H188V79H189ZM194 78H195V77H194ZM194 78H193V79H194ZM196 78H198L197 75H196ZM204 78H203V80L207 79V81H208L209 76H208L207 78H205V79H204ZM212 78H211V79L209 78V79L212 81ZM222 78H223V77H222ZM33 79H35V80H33ZM36 79H37V80H36ZM38 79H39V80H38ZM41 79H42V80H41ZM51 79H52V80H51ZM56 79H57V81H56ZM71 79H72V82H71ZM86 79H87V80H86ZM103 79H104V80H103ZM110 79H111L112 81H110ZM118 79H121V80H123V81L118 80ZM131 79H132V80H131ZM162 79L165 80L164 82H165L166 85L164 84V85H162V87H161V83H162V84L164 83V82H161ZM179 79H180V80L182 79V80L184 81V80H185V77H183V75H182V77H181V75H180V78H179ZM250 79H251V78H250ZM67 80H68V81H67ZM102 80H103L104 83L102 82ZM116 80H117V81H116ZM134 80H135V81H134ZM210 80H209L208 85H207V82L205 83V81H204V84H206L209 88H210L211 83L214 85L213 82H215V84H216V82H217V81L214 80V79H213L212 82H210ZM20 81H21L23 84H26V85H22V83H19ZM44 81H45V83H43ZM46 81H47V82H46ZM52 81H53V83H52ZM61 81H63L62 84H61ZM66 81H67V82H66ZM91 81H92V82H91ZM93 81H94L95 83H94ZM100 81H101V82H100ZM120 81H121V82H120ZM136 81H137L138 83H137ZM139 81H140L141 84H143V86H142V85L140 86ZM141 81H143V82H141ZM147 81H148V83H149V82H152V83L155 82V83H156V88H154V89H156V90H157V87H158V86H160L161 89H162L163 87H166L163 91L160 90V89H158V90L162 91V92H160V93H162V95H161L162 97L159 96L160 94L158 93V91L152 89L153 87L151 88V86H152V85L154 86V84H150V83H149V84H150V87H149L148 84H146L147 87L144 85V84H145L144 82L147 83ZM186 81H187V79H186ZM193 81H194V80H193ZM201 81H202V80H201ZM0 82H3V81H0ZM27 82H28V83H27ZM30 82H31V84H29ZM35 82H36V84L39 85V86H37V85L35 84ZM39 82H41V83H39ZM48 82H50V83H48ZM55 82H56L57 84H56ZM58 82H60V83H58ZM68 82H69V84H68ZM105 82H106V83H105ZM112 82L114 83V84L111 85V86H114L113 88L116 87V86H115L116 84H117V86H120V85H121L120 88H122V87L125 88V89H124V88L122 89V92H123V91H126V92H129V91H130V92H131V91H132V93L134 94V95H133V94H131V93H128V94H126V95H123V99H125V97H126L127 100H123V101H121V99H122V98H121L120 101L118 100L120 103L116 100V104H118V105L120 104L122 108L119 107L120 105H119L118 108H117V106H116V104H115V100H112L113 103H112V101H110V100H108L109 102L107 101L108 103H106V104H105V101H106V100L103 101L104 104H103V103H100L101 100H100V101L97 100L98 98H96V97L93 95V93H94L95 91L98 92L99 89H100V90L105 89V87L109 86V84L112 83ZM119 82H120V85H119ZM129 82H130V83L132 82L133 84H132V83L129 84ZM188 82H190V81H188ZM250 82H252V83H254V84H256V83L258 84L259 81H256L255 79L249 80V85H252V86H253L254 84H252V83L250 84ZM46 83H47V84H46ZM78 83H79V87H76V86L78 85ZM90 83H91V84H90ZM93 83H94V84H93ZM96 83H97V84H96ZM108 83H109V84H108ZM135 83H137V84H135ZM180 83H181V84H180ZM184 83H185V81H184ZM200 83H201V82H200ZM220 83L217 82V88L221 86ZM43 84H44V85H43ZM48 84H49V85H48ZM52 84H56V85H52ZM65 84H66V85L68 84L67 86H69V85L71 84V85L69 86L70 88L68 87V88H69V89H68V88L66 87ZM83 84H84V85H83ZM99 84L101 85V87H100ZM195 84H196V82H195ZM204 84L202 83L203 88L201 89V91H202V92L204 91V94H205V92H206L205 90H206L208 87H207L206 85L204 86ZM257 84L254 85V88H255V86H258ZM13 85H14V86H13ZM20 85H22V86H20ZM41 85H43V86H41ZM57 85H58L59 87H56ZM60 85H61V88H60ZM75 85H76V86H75ZM92 85H93V86H92ZM95 85L97 86V87H96V90H95V87H94ZM135 85H136L137 87H140V89H141V90H140V91H141V94L138 92L139 89H138ZM179 85H181V86H179ZM197 85L200 86L201 84H196L195 86H197ZM202 85L199 87V89L202 87ZM213 85H211V87H212ZM7 86H8V87H7ZM35 86H36V87H39V88H43V89L41 90V89H39V88H36ZM51 86H52V87H51ZM63 86H64V87H63ZM71 86H72V87H71ZM144 86H145V87H144ZM178 86L180 87L179 89H178ZM192 86H191L192 89L190 88L191 90H190V89H189L190 91L188 90V91L191 92V93H192V91H193L194 88H195V86H194V87H192ZM198 86H197V87H198ZM252 86H251V87H252ZM2 87H3L4 89H2ZM93 87H94V88H93ZM98 87H99V88H98ZM141 87H142L143 89L146 88L147 90L151 88L152 91L148 90V91H150V92H148V93H149V95H148V93H146L147 90H146V92H145V90H143ZM148 87H149V88H148ZM160 87H159V88H160ZM197 87L195 88V89H196V93H194V92H193V93L196 94V95L198 96V94L200 93V91H199V92L197 91ZM204 87H207V88H205V90H203ZM24 88H26V89H24ZM28 88H29V91H30V92L27 90ZM44 88H45V90H44ZM49 88H51V89H49ZM52 88H56V89L53 90ZM57 88H60V90L57 89ZM63 88H64V89H63ZM66 88H67V90L69 91V93H67L68 91L65 90ZM111 88H112V87H111ZM116 88H118V87H116ZM116 88H115V89H116ZM129 88H130V89H129ZM135 88H136V89H135ZM187 88H188V86H187ZM212 88H213V87H212ZM256 88H257V87H256ZM13 89H16V91L13 90ZM32 89H33L34 91H32ZM48 89H49V90H48ZM75 89H76V90L78 89L81 93L78 92V90L75 91ZM80 89H81V90H80ZM93 89H94L95 91H94ZM118 89H119V88H118ZM118 89H117V90H118ZM181 89H182V88H181ZM199 89H198V90H199ZM21 90H23L24 93H25V91H26V93H29V94H26V93L24 94L23 91H21ZM35 90H36V91H35ZM62 90H63V92H62ZM84 90H85V91H84ZM142 90L144 91V94H143V91H142ZM153 90H154V91H153ZM182 90H183V89H182ZM184 90H187V89L185 88ZM184 90H183V91H184ZM210 90H212V89H210ZM217 90H218V89H217ZM5 91H6V90H5ZM20 91H21V93L24 94L22 97L19 96V94H18ZM45 91H46V92H45ZM49 91H50V92H49ZM53 91H54V93H53ZM58 91H59V92H58ZM65 91H66L67 94H65V95L63 96V94H64ZM70 92H71V93H70ZM77 92H78V94H77ZM115 92H117V91H115ZM119 92H120V90H119ZM152 92H153L155 95H154ZM155 92H156L157 94H156ZM186 92H187V91H186ZM197 92H198V93H197ZM209 92H210V91H209ZM15 93H16V94H15ZM21 93H20V94H21ZM37 93H38V94H37ZM40 93H42V95H41ZM57 93H58V94H57ZM59 93H60V94H59ZM72 93H73V95H72ZM83 93H84L85 95H84ZM117 93H118V92H117ZM135 93H137V94H136L137 96L135 95ZM138 93H139V94H138ZM145 93H146V94H145ZM151 93H152V94H151ZM191 93H188V94H191ZM12 94H14V95L11 96ZM76 94H77V96H78L79 94H80V96H82V94H83V96H82L83 98H82V97L79 98L80 96L77 97ZM91 94L95 97L94 102H95V101H99V102H97L96 105L94 104V102L92 103L93 100L90 99V96H92ZM150 94H151L152 98H153V96H154V100H152V98H151V103H152L153 105L150 104V102H146V101H145V100H146V99H145V96H143V95H146V96H148V97L150 98V97H151ZM163 94H164L165 96H164ZM181 94H182V96H181L182 98H183V96H185V97L183 98V100L185 99L186 103H188L189 98H187L188 95L185 94V91H184V93H182V92L179 91V95H178V97H179ZM194 94H191V95L193 96ZM15 95H17V96H19V97L16 98L17 96H15ZM50 95H51V96H50ZM54 95H56V97H55ZM57 95H59V97H57ZM61 95H62V96H61ZM69 95H70V96H69ZM71 95H72V97H73V98L71 99V101H73V103H71L72 105L70 104V97H71ZM128 95H129V96H128ZM130 95H131L132 97H131ZM138 95H139V96H138ZM191 95H190V96H191ZM1 96H2V95H1ZM27 96H29V97H27ZM40 96H41V97H40ZM93 96H92V97H93ZM158 96H159V97H158ZM197 96H194V97H196V98L201 97V96H203V93H201V96H200V95H199L198 97H197ZM23 97H26L25 100H29V101H28L29 103H28L27 101L23 100V99H22ZM30 97H31V100H32V101H30ZM34 97H35L36 99H35ZM43 97H44V98H43ZM53 97L56 98V99H53ZM61 97H62V99H60ZM63 97H64L65 99H67V102H66V100H65ZM67 97H68V98H67ZM92 97H91V98H92ZM129 97H131V98H129ZM134 97H135V98H134ZM181 97H180V98H181ZM1 98H2V97H1ZM5 98H3V99H5ZM15 98H16V99H15ZM19 98L22 99V100H21V99L18 100V101H20V102H18V103H20L21 105H19V104H14L13 102H14L15 100L19 99ZM47 98H48V99H47ZM77 98H78V99H77ZM88 98H89V99H88ZM132 98H134V99L132 100ZM146 98H147V97H146ZM192 98H193V97H192ZM196 98H193L192 100H194V99H196ZM3 99H2V100H3ZM7 99H8L11 103H7V102H9V101H7ZM82 99H83V100H82ZM138 99L140 100V102H139ZM143 99H145V100H144V101H141V100H143ZM51 100H52V101H51ZM54 100H55V101H54ZM56 100H57V101H56ZM81 100H82V101H81ZM85 100H86V101H85ZM135 100H138V101H135ZM148 100L150 101V99H148ZM162 100H161V101H162ZM196 100H197V99H196ZM0 101H1V100H0ZM22 101L25 102V103L27 104L26 107H24L25 105L22 104ZM49 101H50V102H49ZM63 101H65V102H63ZM133 101H134V102H133ZM181 101H182V99H181ZM15 102H16V101H15ZM31 102H32V103H31ZM56 102H57L58 104H56ZM84 102H85V103H84ZM135 102H136V103H135ZM137 102H138V103H137ZM153 102H154V103H153ZM0 103H1V102H0ZM34 103H35V104H34ZM47 103H48V104H47ZM50 103H51L53 106H51ZM54 103H55V104H54ZM74 103H75L76 106L73 105ZM91 103H92L93 105H92ZM98 103H100L102 106H101V105H98ZM111 103H112V104H111ZM122 103H123V105H125V109H124V106L122 105ZM133 103H134V104H133ZM139 103H140V104H139ZM161 103H162V102H161ZM2 104H3V102H2ZM13 104H14V105H13ZM30 104H31V105H30ZM59 104H60V105H59ZM107 104H108V106H109L110 108L107 107ZM109 104H111V105L114 104V105H113V108H111L112 106L109 105ZM135 104H136V105H135ZM137 104H138V105H137ZM157 104H158V103H157ZM159 104H160V102H159ZM199 104L201 105L202 103H199ZM199 104H198V105H199ZM5 105H2V106H1V107H3V106L5 107V109H3V110H6V106H5ZM35 105H36V106H35ZM38 105H39V107L37 108ZM63 105H64V106H63ZM83 105H84V106H83ZM94 105H95V106H94ZM202 105H203V104H202ZM50 106H51L55 111H53V109H51ZM55 106H56V107H55ZM62 106H63L65 109H64ZM69 106H70V107H69ZM77 106H78V107H77ZM80 106H82V107L80 108ZM87 106H88V107H87ZM93 106H94V107H93ZM98 106H99V107H98ZM100 106H101L102 108H100ZM114 106H115L116 108H115ZM159 106H160V105H158L157 108H158ZM74 107H75V108H74ZM84 107H85V109H84ZM126 107H127V108H126ZM201 107H203V106H201ZM56 108H58V110H57ZM82 108H83V109H82ZM96 108H97V109H96ZM98 108H99V109H98ZM105 108H107L108 110H107V109L105 110ZM119 108L121 109L122 113L120 112V109H119ZM157 108H156V109H157ZM160 108H162V107L160 106ZM163 108H164V107H163ZM166 108H168V106H167ZM0 109H2V108H0ZM7 109H8V108H7ZM33 109H34V111H33ZM39 109H40V111H39ZM46 109H47V110H46ZM94 109H95V110H94ZM102 109H103V110H102ZM113 109H114V110L117 109V111H119V113H118L116 110H115L114 112H111L110 110L113 111ZM146 109H145V110H146ZM158 109H159V108H158ZM201 109H203V108H201ZM204 109H206V105L204 106ZM204 109H203V110H204ZM208 109H209V108H207L206 111H207ZM14 110H15V111H14ZM18 110H20V111H18ZM42 110H44V111H42ZM61 110H62V112H60ZM100 110H101V111H100ZM104 110H105V111H104ZM125 110H126V112H125ZM127 110H128L129 112H128ZM147 110L145 111V112H146V113H145L146 115H148L149 113H151V111H150V112L147 114V112H148ZM160 110H161V109H160ZM167 110H168V109H167ZM167 110H164V111L166 112ZM16 111H18V112H16ZM23 111H24V112H23ZM30 111H33L34 113H33V112H30ZM36 111H37V112H36ZM41 111H42V112H41ZM51 111H52V112H51ZM89 111H90V112H89ZM97 111H98V112H97ZM132 111H134V113H133ZM162 111H163V109H162ZM206 111L204 110V112H206ZM21 112H22V113H21ZM28 112H29V113H28ZM35 112H36V113H35ZM44 112H45V113H44ZM48 112H49V114H50V113H51V114H50V115L47 114ZM79 112H80L81 114H80ZM82 112H85V113H82ZM107 112H110L111 114H110V113H107ZM123 112H124V114H126L125 117H124ZM127 112H128V113H127ZM130 112H131V113H130ZM167 112H168V111H167ZM207 112H208V111H207ZM37 113H38V114H37ZM60 113H62V115H61ZM106 113H107V114H106ZM113 113H115V114H113ZM117 113H118L119 115H117ZM141 113H142V112H141ZM13 114H16V115H13ZM32 114H33V116H32ZM34 114H35V115H34ZM41 114H42V115H41ZM45 114H46V115H45ZM70 114H72V113H70ZM77 114H76V115H77ZM89 114H90V115H89ZM102 114H103V115H102ZM109 114L111 115V117L114 116V118H112V119H111V117L109 118V116H110ZM112 114H113V115H112ZM121 114H122V115H121ZM127 114H128V115H127ZM129 114H130V115H129ZM143 114H144V113H143ZM145 114H144V115H145ZM9 115H10V116H9ZM22 115H23L24 117H27V116H28L27 118H29V119L26 120V119L24 118V119H25V120H24L23 117H22ZM29 115H30V116H29ZM40 115H41V116H40ZM53 115H55V117H53ZM58 115H60V116H58ZM85 115H86V116H85ZM99 115H100V116H99ZM106 115H108V116H107V117H108L107 119H111V120L114 121V119L116 118L115 121H117V120H118V121H117L116 123H115V122L113 123V121L110 120V121H111V122H110V121H108V120L105 119V121H107L108 123H111V124H108V123L105 122L104 120H101V119L104 118V116L106 117ZM116 115L118 116V118H119V116L121 115L120 118H119L121 121L117 118ZM134 115H133V116H134ZM207 115H208V114H207ZM18 116H19V117H18ZM31 116H32V117H31ZM34 116H35V117H34ZM42 116H43V117H42ZM46 116H47V117H46ZM50 116H52L53 118L50 117ZM56 116H57V118H56ZM68 116H69V115H68ZM70 116H71V115H70ZM72 116H74V114H73ZM96 116H97V117H96ZM102 116H103V117H102ZM122 116H123V117H122ZM150 116H151V115H150ZM21 117H22V118H21ZM30 117L33 118V119H31L32 121L30 120ZM84 117H85V118H84ZM89 117H91V118H89ZM92 117H93V118H92ZM99 117H102V118L99 119ZM14 118L17 119V120H16L17 122L14 120ZM35 118H36V120H35ZM42 118H43L44 120H43ZM47 118H48V119H47ZM51 118H52V119H51ZM55 118L58 119V121L55 120ZM59 118H60V119H59ZM64 118H65V119H64ZM75 118H79V116H78V117L76 116ZM122 118H123V119H122ZM150 118H151V117H150ZM150 118H149V119H150ZM5 119H10V120H6L5 122H3ZM18 119H19V120H18ZM49 119H50V120H49ZM91 119H94V120H91ZM167 119H168V118H167ZM34 120H35V121H34ZM38 120H39V121H38ZM54 120H55V121H54ZM59 120H60V121L62 120V121L60 122ZM97 120H99V121L101 120L100 122H102V123H100L99 121H98L97 123L102 124V126L104 125V127L106 126V129H104V127H103L104 130H102V129H101L102 126L99 125V124L97 125V123H96ZM151 120H153V119H151ZM155 120H156V119H155ZM155 120H154L153 122H155ZM169 120H170V119H169ZM24 121H25V122H24ZM30 121H31V123H30ZM36 121H37V122H36ZM44 121H46V122H44ZM49 121H50V122H49ZM53 121H54V122H53ZM157 121H158V120H157ZM165 121L167 122L168 120L165 119ZM8 122H10V123H8ZM12 122H14V123H12ZM21 122H24V123H21ZM32 122H33V123H32ZM35 122H36V123H35ZM39 122H40V124L43 125V127H42V125L39 124ZM42 122H43V123H42ZM91 122H93V124H92ZM153 122H151V123H153ZM49 123H50V124H49ZM78 123H79V122H78ZM95 123H96V124H95ZM105 123H106V125H105ZM163 123H165V122H163ZM168 123H169V122H168ZM168 123H165V125L168 124ZM33 124H34V125L36 124V125L34 126ZM94 124H95V126H97V127L94 126V129L96 128V130H93L92 125H94ZM8 125H11L12 128L14 129V131L16 130V128H18L17 130H19V131L17 132V134H16V133H13V132H12L13 130L10 129L11 127L8 126ZM13 125H14V126H13ZM21 125H22V126H21ZM23 125H25V126H23ZM29 125H30V127H29ZM48 125H49V126H48ZM76 125H77V122H76ZM78 125H80V124H78ZM78 125H77V126H78ZM81 125H82V124H81ZM108 125H109V126H108ZM111 125H113V126L110 128ZM165 125H164V127L167 126V125H166V126H165ZM2 126H3V127H2ZM46 126H47V127H46ZM64 126H65V125H64ZM64 126H63V127H64ZM98 126H99V127H98ZM107 126H108L109 128H107ZM114 126H115V127H114ZM117 126H118V125H117ZM4 127H6V128L3 129ZM8 127H9V128H8ZM15 127H16V128H15ZM22 127L25 128V129L22 130V129H23ZM44 127H45V128H44ZM55 127H56V126H55ZM63 127H62V128H63ZM65 127H66V126H65ZM65 127H64V128H65ZM80 127H81V126H80ZM113 127H114V128H113ZM67 128H68V127H67ZM67 128H66V129H67ZM86 128H87V126H86ZM97 128H98V130H99V129H101V130L97 131ZM112 128H113V129H112ZM35 129H36V130H35ZM38 129H39V130H38ZM46 129H47V130H46ZM49 129H50V130H49ZM110 129H111V130H110ZM9 130L11 131L12 134H10V133L8 132ZM17 130H16V131H17ZM21 130H22V131H21ZM41 130H42V131H41ZM59 130H61V129L59 128ZM70 130H71V129H70ZM25 131H27V132L24 133ZM47 131H48V132H47ZM63 131H64L65 133H64V132H61V131H57V132H58V133L60 132V133L64 134V136L66 137V135H67L66 132L69 133V130H64V129H63ZM93 131H94V132H93ZM19 132H20V134H23V135L20 136V134H18ZM44 132H45L46 137H45V135H44ZM52 132H53V133H52ZM54 132H55V133H54ZM41 133H43V134H41ZM49 133H50V134H49ZM58 133H56L55 135H57V136L60 138L61 134H58ZM14 134H15L16 136H14ZM25 134H27L26 137H25ZM36 134H37V135H36ZM65 134H66V135H65ZM83 134H84V135H83ZM59 135H60V136H59ZM75 135H77V136H75ZM79 135H81V136H79ZM103 135H105V136L103 137ZM8 136H10V137H8ZM11 136H12V137H11ZM17 136H18V137H17ZM38 136H40V137H38ZM57 136H55V137H57ZM86 136H87V137H86ZM106 136H108V138H106V140H105V137H106ZM16 137H17L18 139H17ZM20 137H21L22 139H23V138L26 139L27 137H30V138H27V140H24V141H22V142L19 143V141H21ZM33 137L36 138V139H34ZM43 137H44V138H43ZM50 137H51V138H50ZM102 137H103V138H102ZM32 138H33V139H32ZM38 138H39V140H40L41 142H40V141H36V140H38ZM40 138H42V139H40ZM48 138H49L50 140H49ZM79 138H84V139H79ZM96 138H97V139H96ZM15 139H16V140H15ZM30 139H31V140H30ZM45 139H48V140L46 141ZM64 139H65V138H64ZM99 139H100V140H99ZM101 139H102V140H101ZM1 140H0V143L3 142V141H1ZM43 140H44V142H43ZM60 140H62V139L60 138ZM76 140H75V142H76ZM83 140H85V141H83ZM86 140H88L89 144H88V142H86ZM91 140L94 141V144H93V142L91 143ZM11 141H10L8 144H11L12 146H14V145L11 143ZM28 141H30V142L28 143ZM56 141H57V140H56ZM56 141H54V142H56ZM16 142H13V143H16ZM24 142H26V144H27V143H28V144L25 145ZM48 142H50V143H48ZM54 142H53V143H54ZM57 142H58V141H57ZM60 142H62V141H60ZM72 142H71V143H72ZM75 142H74V143H75ZM78 142H76V144H77ZM3 143L6 145V142H3ZM53 143H52V144H53ZM62 143H63V142H62ZM74 143H73V144H74ZM90 143L92 144V146L90 145ZM102 143H101V144H102ZM4 144H2V145L0 144V146H1V147H0V150L3 149V147H5V146H3ZM19 144H21V145H19ZM22 144H23V145H22ZM33 144H34V142H33ZM40 144H41V145H40ZM47 144H48V145H47ZM56 144H57V143H56ZM56 144L54 143V146H55ZM59 144H61V143H59ZM80 144L78 143L77 145L79 146ZM257 144H258V143H257ZM71 145H72V144H71ZM77 145H76V146H77ZM30 146H31V145H30ZM30 146H29V148L31 149ZM43 146H44V147H43ZM54 146H53V147H54ZM57 146H58V145H57ZM60 146H61V145H60ZM81 146H82V145H81ZM89 146H90V148H88ZM259 146H260V144L258 145V148H257L258 150H259V148H262L261 146H263V145H261L260 147H259ZM17 147H16L17 150H15L16 153H14V152H15L14 150H13L14 152H12L11 149H14L13 147H11V148H10V147H6V148L9 149L12 153H14V154H16V155H19V156H20V155H27V154H25V153H27V151H29V150H27V151H23V148H22V149H21L22 151H21V150L18 149ZM34 147H35V146H34ZM34 147H32V148H34ZM36 147H35V148H36ZM53 147H52V149H53ZM58 147H59V146H58ZM139 147H142V146H139ZM255 147H256V145L254 146V148H255ZM42 148H41L40 151H38V150H37V151H38L39 153H40V152L45 153V152L42 151ZM93 148H94V147H93ZM48 149H49V148H48ZM50 149H51V146H50ZM55 149H56V147H55ZM60 149H61V148H60ZM85 149H86V148H85ZM138 149L141 150V148H138ZM263 149H264V147H263ZM45 150L47 151V148H45ZM58 150H59V149H58ZM68 150H69V149H68ZM135 150H136V149H135ZM140 150H138V151H140ZM252 150H253V149H252ZM37 151H36V154H37ZM70 151H71V150H70ZM263 151H264V150H263ZM29 152H30V151H29ZM33 152H35V149H34ZM47 152H48V151H47ZM47 152H46V153H47ZM255 152H256V150H255L254 152L251 151L250 153H252V155H253ZM257 152H258V151H257ZM31 153H32V152H31ZM48 153L50 154L51 152H48ZM48 153H47V154H48ZM52 153H53V150H52ZM52 153H51V154H52ZM258 153L260 154V151H259ZM258 153H255V154H258ZM263 153H264V152H263ZM263 153H262V151H261V154H260L261 156H255V157H257V158H255V160L258 161V159L261 158V159L259 160V162H261V161L264 162V158H263V156H262ZM14 154H13V155H14ZM34 154H35V153H34ZM40 154H41V153H40ZM47 154H46V155H47ZM49 154H48V157H51V158H53V159L57 158V157H55V156H53V155H51V154L49 155ZM54 155H55V154H54ZM43 156H44V155H43ZM56 156H57V155H56ZM68 156H69V155H68ZM41 157H42V155H41ZM48 157H47V158H48ZM250 157H251V156H250ZM250 157H249V158H250ZM43 158H45V157H43ZM250 159H251V158H250ZM252 159H253V158H252ZM252 159H251V160H252ZM253 161H254V160H253ZM257 161H255V163L258 164L259 162H257ZM261 164H262V163H261ZM89 171H91V170H89ZM92 171H93V170H92ZM229 174H230V173H229ZM105 176H107V175H103V177H105ZM103 177H100V179L103 178ZM41 178H42V177H41ZM41 178H40L38 175H34V176L32 175V176L30 177V181L32 180V181H35V182H33V183H32V182H31V183L26 182V183H28V184H32V186L30 185V187H33V189L31 188V189L34 191L33 194L37 196V197H36V200L39 199L38 201L32 200V202H30V204L33 205V207H34V205H37V207L40 208L41 206H39V205L42 204V207H43V206H44L43 203L45 204V202H46V204H45V210H41V212H42V211H43V212H48L49 209H50V211L52 212L53 210H51V209H53L54 207H55L56 209H57V208H60V205L58 206V204H60V202H58V203L56 202L58 198L56 197V199H55V196L58 195L59 197L64 198V197H63V194L66 196V192H67L68 188H69L70 190H71V188H70V186H68V184H66L65 182H64V183H63V182H59L58 185L53 184L52 186H51L50 184H48V185H50V187L46 188V187H47L46 184L48 183V181L46 180V184H45L44 182L41 181ZM98 178H99V177H98ZM98 178H96V179L93 180L92 182L95 183V182L97 181ZM105 178H107V177H105ZM43 179H44V178H43ZM92 179H94V178H92ZM86 180H87V179H86ZM90 180H91V178H90ZM90 180H88V181H89V184H88L89 186H87V187H88L87 190H89V188H94V187H95V185L92 183V184L94 185V187H93V185L91 184ZM28 181H29V180H28ZM43 181H44V180H43ZM88 181H86V182H88ZM101 181H102V180H101ZM101 181L99 180V183H100ZM110 181H112V184H114V182H115V183H116V182H117V183L120 182L119 184L116 183V184H114V185L118 188V190L123 191V192H120V191H118V190H112V191L120 192V194H119V193H118V194H119L122 198H124V197L126 198V196L129 194V195H128L129 198H126V201L129 202L128 200L130 199V197H131L134 193H132V195H130L129 192H126V189H127V191H128V188H126V186H125V190L123 189V188H124L123 185H124V184L127 185V183L124 182L125 180H121V179L118 180V178H116V179H114V180L112 179V180H110ZM121 181H122V182H121ZM122 183H123V184H122ZM41 184H42V186H41ZM43 184H44V185H43ZM95 184H98V182L95 183ZM23 185H25V184L23 183ZM34 185H36V186L34 187ZM66 185H67L68 187L65 189ZM85 185H87V184H85ZM91 185H92V186H91ZM25 186H28V187H29V185H25ZM90 186H91V187H90ZM115 186H111V187L114 188ZM121 186H123V187L120 188ZM140 186H141V185H139V187H140ZM63 187H64V188H63ZM141 187H142V186H141ZM141 187H140V188H141ZM61 188H62V189H61ZM117 188H116V189H117ZM142 188H143V187H142ZM142 188H141V189H142ZM27 189H29V188H27ZM27 189H26V190H27ZM31 189H29V190L31 191ZM34 189H35V190H34ZM50 189H51V190H54V191L57 190V191H56L57 194L54 193L55 196H52L53 194H50V193H49V192H50V191H49ZM107 189H108V188H107ZM121 189H122V190H121ZM23 190H25V188H22V191H23ZM61 190H62V194H61ZM63 190L66 191V192H64ZM87 190L84 191V192H89V191H87ZM30 191H29V192H30ZM46 191H47V193H46ZM59 191H60L61 196H60L59 193H58ZM105 191H106V192H109V191H107V190H105ZM112 191H111V192H112ZM124 191H125V192H124ZM51 192H53V191H51ZM92 192H94V194H92ZM92 192H89V194L91 193L92 196H93V195L95 196L96 191H94V190L92 189ZM106 192H104L105 195H106ZM130 192H131V191H130ZM155 192H156V191H155ZM23 193L26 194V192H23ZM48 193H49V194H48ZM68 193H69V192H67V194H68ZM81 193H83V192H81ZM101 193H102V192H101ZM109 193H110V192H109ZM109 193H108V194H109ZM112 193H113V192H112ZM112 193H111L109 196H107L108 194L106 195V196L109 197V198L105 197V195H104L102 199H106V198H107V199H110V197L113 195ZM121 193H122L124 196L121 195ZM124 193H125V194H124ZM33 194H32V195H33ZM47 194L49 195L50 198L53 197V200L50 199L49 197H45V195L48 196ZM79 194H80V193H79ZM97 194H98V192H97ZM116 194H117V193H116ZM116 194H114V196H115ZM163 194H164V193H160V195H161V196H160V197H161V200L164 199V198H166V197H164ZM165 194H166V193H165ZM2 195H3V193H2ZM29 195H30V194H29ZM91 195L88 196L89 199H91V201H90V203H89L90 206H89L88 203H85V205L88 204L87 207H85V206L82 204L83 207H85V209H87V213H88V211H89L90 209H92V212H91V213H93V211H94V212L96 211L95 208H92V206H95V205H94L95 203H97V204H96L97 206L100 204V205L98 206V207H99L98 209H99L100 212H101V210H106V209H109L110 207H113V208L115 207V206L113 205V204H115V203H113L112 205H110V202H107V204H106V201H107V200H106V201H104V200H102V199H101V200H95V199H96V196H95V198L93 197L94 199H92V197L90 198ZM100 195H101V194H99L98 196H100ZM3 196L5 197V195H3ZM30 196H31V195H30ZM30 196H29V197H30ZM84 196L86 197V195H84ZM114 196H112V199H115V200H116L117 198H114ZM120 196H119V197H120ZM133 196H134V195H133ZM133 196H132V199H133ZM135 196H137V195L135 194ZM135 196H134V198H135ZM156 196H158V197H156ZM166 196H167V195H166ZM27 197H28V196H27ZM66 197H67V199H69V200H67V199L62 200L63 203H62V201H61L60 198L58 199V200L61 201V203H62L61 206H64L63 213H62V210L59 211L61 208L58 210L59 212H61V214L59 213V214H60L59 216H61V215L63 214L61 217H64V215H65L64 213H65V212L67 213V214H66L67 216H71V215H70V214H71L70 211H72L73 208H76V209H74L75 211H76V210L78 211V209H81V207L78 205V204H80V203H77V202H76V201L79 202V201L81 200L80 198L77 199L76 197H74V198H76L77 200H75V199H74L75 201L73 200L74 202H72V205H73L74 207L72 208V207H70V206H72V205H71V204L69 205V202L71 203V199H72V198H70V196H69V197L66 196ZM80 197H81V195H80ZM85 197H84V200L86 201V200H87V199H86L87 197H86V198H85ZM104 197H105V198H104ZM116 197H118V196H116ZM153 197H154V196H153ZM160 197H159V195H157V193H155V197H154L153 199H157V200H158V198H160ZM22 198H24V197H22ZM42 198H43V201H45V202H40V201H41L40 199H42ZM48 198H49L51 201H49ZM99 198H100V197H99ZM125 198L123 199L124 202H125ZM136 198H137V197H136ZM136 198H135V199H136ZM8 199H9V198H5V199H3L4 203H6ZM32 199H34V197H32ZM47 199H48V200H47ZM89 199H88V200H89ZM127 199H128V200H127ZM135 199H134V202H131L132 200L130 199V202L135 204V205L133 204V206L138 207V206H139V202H142V200L140 199L141 201L138 202V199H139V198H137L136 200H135ZM11 200H13V197H11ZM15 200H16V199H15ZM15 200H14V201H15ZM55 200H56V201H55ZM88 200H87V201H88ZM119 200H120V199H119ZM121 200H122V199H121ZM121 200H120V202H119L120 204H119V203H118V204L120 205V207L123 205V207L120 208V209H125L127 202H125V204H122L123 201L121 202ZM149 200H151V199H149ZM161 200H160V201H161ZM27 201H28V200H27ZM82 201H83V200H82ZM85 201H84V202H85ZM151 201H152V200H151ZM160 201H159V202H160ZM9 202H12V201H9ZM9 202H7V203H9ZM34 202H35V204H33ZM36 202H37V204H36ZM39 202H40V203H39ZM75 202H76L77 206H76ZM88 202H89V201H88ZM116 202H117V201H116ZM135 202L138 203V204L136 205ZM145 202H146V201H145ZM147 202H148V201H147ZM149 202H150V201H149ZM149 202L147 203L148 205L151 204V203L149 204ZM153 202H154V201H153ZM153 202H152V203H153ZM155 202H156V201H155ZM159 202H157V205H158ZM47 203H48V204H47ZM67 203H68V204H67ZM82 203H83V202H82ZM108 203H109V204H108ZM131 203H130V204H131ZM49 204L53 205V208H52L51 205H49ZM74 204H75V205H74ZM118 204H117V205H118ZM121 204H122V205H121ZM128 204H129V203H128ZM128 204H127V205H128ZM144 204L146 205V203H144ZM9 205H11V204H9ZM25 205H26V204H25ZM68 205H69V206H68ZM80 205H81V204H80ZM82 205H81V206H82ZM124 205H125V207H124ZM131 205H132V204H131ZM141 205H142V204H141ZM145 205L142 206V207H145ZM148 205H147V206H148ZM153 205H155V204L153 203ZM4 206H5V205H4ZM28 206H29V205H28ZM46 206H47V207L50 206L51 208H49L48 211H47V210H46V209H47ZM88 206H89V208H90V207H91V208L89 209ZM133 206H132V209H135ZM155 206H156V205H155ZM30 207H31V206H30ZM37 207H36V209H35V207H34L33 209L37 211V210L39 209V208H37ZM77 207H78V208H77ZM117 207H118V206H117ZM117 207H116V208H117ZM128 207H129V205H128L126 208H128ZM130 207H131V206H130ZM130 207H129V208H130ZM156 207H157V206H156ZM5 208H6V207H4V209H5ZM43 208H44V207H43ZM55 208H54V209H55ZM68 208H71V209H68ZM129 208H128V209H129ZM147 208H148V207H147ZM150 208H151V207H149L148 209H150ZM152 208L154 209V207H152ZM152 208H151V209H152ZM6 209H8V208H6ZM9 209H11V208H9ZM28 209H29V208L26 206L22 212H24V213H28ZM40 209H41V208H40ZM56 209H55V211H56ZM93 209H94V210H93ZM132 209L130 208V211H127V210H126V212H125V210H122V211H124V213H127V212H131V213H132V211H131ZM140 209H141V208H140ZM142 209H143V208H142ZM151 209H150V210H151ZM155 209H156V208H155ZM69 210H70V211H69ZM74 210H73V211H74ZM109 210H110V209H109ZM118 210H119V209H118ZM136 210H137V209H136ZM31 211H32V210H31ZM36 211H35V212H36ZM38 211H39V210H38ZM50 211H49V213H50ZM55 211H53V213H51V215L54 214ZM73 211H72V213H73ZM75 211H74V212H75ZM80 211H81V210H80ZM80 211H78V212H79L78 214L75 212V217H76L77 219H80V221H83V224H85L86 222H87L86 224H88V222H93V224L95 223V221L97 222V220H96V218H95V217H97V214L95 215V214L93 213L95 216L92 215V214H90V216H94L95 221H94V220L92 221V218H90V217H89V220L91 219V221H89V220H87V218H86L87 216H89V214H87V216L85 217V215L82 216V214H83L84 212H86V211H85V210H82V211H81V214H80ZM41 212H40V213H41ZM68 212H69V213H68ZM89 212H90V211H89ZM100 212H99V213H100ZM24 213H22V214H24ZM33 213H34V212H33ZM36 213L38 214V212H36ZM49 213H47V214L49 215ZM55 213H56V215H57V216H55V217L58 218V217H59V216H58V212L56 211ZM96 213H97V212H96ZM103 213H104V211H103ZM103 213H100V215L98 214V217H97V218L100 219L99 216H101V214H103ZM106 213H108V216L110 215V217L115 216V215L113 214L114 211H112V212H110V211L107 212V211H106ZM106 213H104V214H105V218L108 217V216H106ZM133 213H134V212H133ZM135 213H136V212H135ZM13 214H14V213H13ZM47 214L45 213V214H43L42 216H44L45 219H46V215H47ZM68 214H69V215H68ZM104 214H103V216H104ZM112 214H113V215H112ZM127 214H128V216H130V218H131V214H130V213H127ZM18 215H20V214H18ZM24 215H25V214H24ZM30 215H31V214H30ZM51 215L48 216V217H50V221H51L52 223L55 222L56 226H57V225H58V226L60 225V227H61V225H62V227H63L64 229H65V227H66V230H65L66 233H67V231H68V233L70 234V233L72 232V230L74 231V230L78 229L77 227H75V226H77V225L72 226L73 224H70L72 221H74V220H73V217H74L73 215H72L73 217H71V218L69 217V219L67 220V222H65L66 220H64V219H67V218H65V217L62 218L63 220H61V218L59 217V220L61 221V222H60V221H57L56 218H53V217H52L53 215H52V216H51ZM66 215H65V216H66ZM119 215H120V214H119ZM119 215L117 214L115 218H112V220L115 219V221H116V220L119 218ZM122 215H123V214H122ZM125 215H126V214H125ZM13 216H16V217H17V215H13ZM32 216H33V214H32ZM42 216H41V217H42ZM67 216H66V217H67ZM128 216H127V217H128ZM10 217H11V216H10ZM16 217H15V219H17V218L21 219V217H17V218H16ZM24 217H25V216H24ZM28 217H29V216H28ZM28 217H27V219H29V221H30L31 216H30V218H28ZM35 217H36V218H35V219L33 218V219L36 220V221L38 222V223H37V222L35 221L36 224H40V227L42 228V227H43V219H44V218L37 217V215H36ZM48 217H47V218H48ZM120 217H122V216L120 215ZM125 217H126V216H125ZM125 217H124V218H125ZM52 218H53V220H51ZM76 218H75V221H76ZM105 218H104V219H105ZM124 218L121 219V221L124 220ZM10 219H11V218H10ZM45 219H44V220H45ZM55 219H56V220H55ZM70 219H72V221H71ZM125 219H126V218H125ZM34 220H33V223H32V222H30V223L34 224ZM46 220H47V219H46ZM102 220H103V219H102ZM126 220H127V219H126ZM128 220H129V219H128ZM130 220H132V218H131ZM10 221H12V220H10ZM10 221H8V222H10ZM22 221H24V220H22ZM47 221H49V219H48ZM68 221H69V222H68ZM108 221H109V220H108ZM117 221H119V220H117ZM121 221H120L121 224L126 223V222L122 223ZM124 221H125V220H124ZM15 222H16V221L11 222V223H15ZM44 222H45V221H44ZM56 222H57V223H56ZM59 222H60V223H59ZM64 222H65V223H64ZM128 222H129V221H128ZM17 223L20 225V221H18ZM48 223H49V222H48ZM72 223H73V222H72ZM76 223L78 224V220H77ZM99 223H101V221H100ZM104 223H106V222H104ZM104 223H103L102 225H104ZM109 223H112V222L109 221ZM116 223L118 224V222H116ZM116 223H115V226H114L113 223H112V224H109V226L111 227V225H113L112 228L115 227L114 229H116V227H118ZM120 223H119V224H120ZM131 223L133 224V220L129 222V224H131ZM15 224H16V223H15ZM21 224H22V223H21ZM32 224H31V226H32ZM44 224H45V223H44ZM55 224H53V225H55ZM83 224H82V225H83ZM86 224H85V227L90 226V224L87 225V226H86ZM107 224H108V222H107ZM132 224H131V226H133ZM12 225H13V224H12ZM12 225H11V226H12ZM34 225H35V224H34ZM45 225H46V224H45ZM48 225H49V224H48ZM53 225H52V226H49V227H53ZM97 225H98V224H97ZM102 225H100V227H101ZM125 225H126V224H125ZM140 225H141V224H140ZM140 225H137V226L134 225V226H135V227H139ZM37 226H38V225H37ZM78 226H79V224H78ZM107 226H108V225H107ZM128 226H129V225H128ZM128 226H127V228H128ZM2 227H4V225L2 226V225L0 224V228H2ZM9 227H10V225H9ZM12 227H13V226H12ZM15 227H16V226H15ZM15 227H14V228H15ZM22 227H23L24 229H26V228H27L26 223H23V224H22ZM62 227H61V229H62ZM74 227H75V229H74ZM81 227H83V226H81ZM81 227H80V228H81ZM90 227H91V226H90ZM96 227H98V226H95V228H96ZM104 227H105V228H104ZM104 227L101 228V230L106 229V231H107V229H109L108 227H106V224H105ZM23 228H21V229H23ZM37 228H38V227H37ZM45 228H46V227H45ZM83 228H84V227H83ZM95 228H94V229H95ZM98 228H99V227H98ZM130 228H131V227H130ZM132 228H133V227H132ZM143 228H144V227H142V225L139 227V229H142V230H143ZM16 229H18V228H16ZM31 229H32V227H31ZM33 229H34V227H33ZM33 229H32V231H34ZM35 229H36V228H35ZM43 229H44V228H43ZM43 229H41V230H43ZM58 229H59V227H58ZM87 229H89V228H88V227H87V228H84V230H87ZM91 229H92V231H91V230H90V231L93 232V227H92ZM122 229H123V228L121 227L119 230L121 231ZM128 229H129V228H128ZM0 230H2V229H0ZM4 230H5V229H4ZM45 230H47V229H45ZM51 230H52V229H51ZM56 230H57V229H56ZM59 230H60V229H59ZM95 230H96V229H95ZM111 230H112V232H113V233H111V235L114 236L113 239H112V238H111V235H110L111 240H118V241H119V240L121 239V238L119 237L121 234H120V235L118 234L119 236L117 235V233H119V230L116 229V231L114 232L113 229H109L108 231L111 232ZM117 230H118V231H117ZM131 230H132V229H131ZM131 230H129V231H131ZM133 230H135V229H133ZM6 231H15V230L12 229V228H8V229H6ZM23 231H25V230H23ZM47 231H48V230H47ZM47 231H46V232H47ZM49 231H50V230H49ZM76 231H77V230H76ZM80 231H81V229H80ZM96 231H97V230H96ZM96 231H95V232H96ZM99 231H100V229H98V233H96L95 235L93 234L94 232H93V233H87V234H91L94 238H95V237L97 238L98 235H99V237L102 236V237L104 238L105 235H106V234H105L106 231L104 230V231H103L104 233L101 232V231L99 232ZM26 232H27L26 234H28V232H30V231H26ZM35 232H36V231H34V233H35ZM50 232H51V231H50ZM52 232H55V231L52 230ZM52 232H51V233H52ZM56 232L58 233V230H57ZM59 232H60V233L62 232V235H63V231H59ZM5 233L7 234V232H5ZM8 233H9V232H8ZM19 233H20V232H19ZM19 233H17V234H19ZM37 233H38V235H42V234L40 233V231H37ZM37 233H36V234H33V236H32V235H30V236L28 235V236H29V237H33V238H35V240H36V237H34V235L36 236ZM42 233H43V231H42ZM57 233H56V234H57ZM74 233H75V232H73V233H71V234L74 235ZM84 233H85V232H84ZM125 233H126V232H125ZM29 234H31V233H29ZM43 234H45V231H44ZM46 234H47V233H46ZM69 234H68V236H70ZM78 234H80V233H78ZM122 234H123V232H122ZM0 235L2 236V233H0ZM3 235H5V234H3ZM7 235H8V234H7ZM9 235H10L9 238H4V236H2V238H4V240L6 239L7 241H9V242L11 243L12 250H17L18 253H20V252H22V253L25 252V253H26V252H29V251L32 249V248L29 249V247H28L27 249H29V250H27L26 247L24 248V247H22V246H17V244L14 242V239L16 240V238H14V234H13V235L9 234ZM48 235H49V233H48ZM57 235H58V234H57ZM57 235H55V236H53V237H51V238L47 236L48 239H45V240L40 239L41 241L38 240V241H39L38 243L41 245V244H44V243H46V242H48V241H49V242H50V241H53V242H54V240H56V239L58 240V239L61 238L60 235H58V236H60V237H58ZM64 235H65V234H64ZM64 235H63V236H64ZM82 235H83V234H82ZM91 235H90V236H91ZM107 235H108V236H107ZM107 235H106L107 238H109V234H107ZM22 236H24V235H22ZM66 236H67V235H66ZM76 236H77V234H76ZM76 236H75V238H76ZM85 236H86V235H85ZM117 236H118V238H116ZM18 237H19V236H18ZM24 237H26V236H24ZM37 237H38V236H37ZM39 237H40V236H39ZM42 237H43V236H42ZM47 237H46V238H47ZM33 238H32V239H33ZM40 238H41V237H40ZM44 238H45V236H44ZM65 238H67V237H65ZM65 238H64V239H65ZM75 238H74V240H73V238H72L73 243H74V241H75ZM82 238H83V237H82ZM85 238H87V237H85ZM91 238H92V237H91ZM91 238H90V239H91ZM96 238H95L94 240H96ZM29 239H31V238H29ZM29 239H27V237H26V240H24V238L22 239V241L19 239V240H20L19 242H22V243H19V244H20V245H23V244H24V241H28ZM37 239H38V238H37ZM64 239H63V240H64ZM68 239H69V237H68ZM68 239H66V240H68ZM79 239H81V238H79ZM83 239H84V238H83ZM88 239H89V238H88ZM104 239H105V238H104ZM23 240H24V241H23ZM60 240H61V239H60ZM60 240H59V241H60ZM66 240H65V241H66ZM81 240H82V239H81ZM94 240H92V241H94ZM61 241H62V240H61ZM65 241H63V243H64ZM72 241H71V242L67 241V242H68V243H71L70 245H72V244H73ZM76 241H77V240H76ZM84 241H85V240H84ZM84 241H83V242H84ZM92 241H91L90 243H93ZM13 242H14V243H13ZM16 242H17V241H16ZM25 243H26V242H25ZM29 243H30V242H29ZM33 243H35V242L33 241ZM38 243H35L34 246L32 245L33 248H36V246H37ZM56 243H57V242H56ZM59 243H60V242H59ZM87 243H89V241H88ZM87 243H86V244H87ZM90 243H89V244H90ZM26 244H28V243H26ZM49 244H52V243L50 242ZM74 244H75V243H74ZM84 244H85V243H84ZM86 244H85V245H86ZM89 244H87V247H88V246L90 247L91 244H90V245H89ZM35 245H36V246H35ZM47 245H48V244L46 243V248L49 247V246H47ZM63 245H65V243H64V244H60V246H63ZM27 246H28V245H27ZM50 246H51V245H50ZM53 246H56V245H52V247H53ZM58 246H59V245H57L56 248H57L59 251H58L57 249H56L57 251H56V250H51V252L53 251V252H52L53 255L55 254V253H54L55 251H56V254H57V252L60 253L62 249L65 250V248H61V247L58 248ZM73 246H74V245H73ZM30 247H31V246H30ZM38 247H39V245L37 246V248H38ZM40 247H41V246H40ZM81 247L86 248L83 244H82ZM50 248H51V247H50ZM60 248H61V249H60ZM84 248H83V250H84ZM22 249H24V251H23ZM38 249H39V251H41L40 248H38ZM38 249H37V250H38ZM44 249H45V246H44ZM44 249H43V250H44ZM47 249L49 250V248H47ZM47 249H46V250H47ZM67 249L69 250L70 247H69V248L67 247L66 250H67ZM74 249H75V248L73 247V248L70 249L69 251H71V252L74 251V252H75L76 250H74ZM76 249L79 250L78 247H76ZM89 249H90V248H89ZM89 249H87V250H89ZM35 250H36V249H35ZM37 250H36V252H38ZM64 250H62V254L66 252V251L63 252ZM72 250H73V251H72ZM78 250H77V251H78ZM32 251H33V250H32ZM32 251H31V252H32ZM49 251H50V250H49ZM77 251H76V252H77ZM81 251H82V250H81ZM91 251H94V259H95V257H97V256L100 254V252H98V250H95V249H92V248H91ZM14 252L16 253V251H14ZM51 252H50V254H51ZM71 252L69 253V255H70V254H71V255H72V254H73V255L75 254V253H71ZM33 253H35V252H32V254H33ZM43 253H45V250L43 251ZM81 253H82V252H81ZM50 254L47 253V255H49V256H50ZM66 254H67V252H66ZM66 254H63V255H61V254H60V255H57V256H59L58 258H57V256L54 255L55 257H54V256H52V257L55 258V259H54V260H51V262H50L49 260H50L51 258L48 259V256H47V259H44V255L42 256L41 254H39V253L37 254V253H36L34 256L37 255L36 258L39 257V258H38L39 261L36 260V259L33 257V258L35 259V262L32 263V264H36V262H40V263H41V262L44 261V260H45V261H44V264H48V263H49V264H56L58 261L60 262V264H72V263H73V264H82V262H83L82 260L84 259L82 255H81L82 257L79 256L80 254L78 255V258H79V259H77V257L71 259L72 256H71V258H70V257L68 256V254H67V255H66ZM88 254L91 255V252H88V251L85 252V251H83V255H84V256H87ZM95 254H96L97 256H95ZM20 255H21V254H20ZM30 255H31V254H30ZM30 255L27 254V255L25 256V257H26L25 260H30V261L33 262L34 260H31V259H32V257H31L32 255H31V256H30ZM39 255H41V256H39ZM45 255H46V254H45ZM64 255L66 256V257H64L65 259H64L63 257H62L63 259H61V256H64ZM76 255H77V254H76ZM76 255H74V256H76ZM22 256H23V255H22ZM22 256H21V257H22ZM91 256H93V255H91ZM45 257H46V256H45ZM88 257H89V256H88ZM67 258H70V259L67 260ZM82 258H83V259H82ZM81 259H82V260H81ZM92 259H93V257H92ZM18 260H19V259H17V261H15V263H17V264L22 263V261H21V262H18ZM69 260H70V261H69ZM96 260H97V259H96ZM93 261H94V260H93ZM97 261H98V260H97ZM28 262H29V261H28ZM59 262H58L57 264H59ZM70 262H71V263H70ZM87 262H88V261H87ZM89 262H90V261H89ZM25 263H26V262H25ZM29 263H31V262H29ZM84 263H86V262H84ZM93 263H94V262H92V264H93ZM114 263H115V262H114ZM86 264H87V263H86ZM88 264H89V263H88ZM94 264H96V263H94ZM117 264H118V263H117ZM143 264H144V263H143Z\"/></svg>",
  "mask_w": 264,
  "mask_h": 264
}]
</instances>
